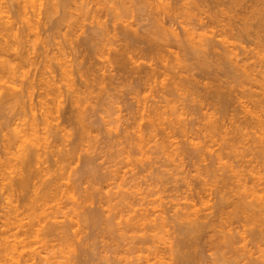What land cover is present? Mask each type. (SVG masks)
I'll use <instances>...</instances> for the list:
<instances>
[{"label": "rangeland", "instance_id": "374dc122", "mask_svg": "<svg viewBox=\"0 0 264 264\" xmlns=\"http://www.w3.org/2000/svg\"><path fill=\"white\" fill-rule=\"evenodd\" d=\"M9 1V2H8ZM12 1V2H11ZM22 0H0V18L1 20H8V24L9 25L11 22V24L7 27H4L3 28V31L4 29H6V31H4V33H2V29H1V32H0V37L3 36L0 38V43H1V46L0 48L3 49L4 47V52L3 50H1L0 52H2L0 54V62L3 61V63L1 62L0 63V78L1 79V82H0V88L2 89V92H1V89H0V216L2 218H0V241L2 243V240L3 242H15L18 241L17 245H19V249H20V252L22 250L23 251V258H21L22 260L24 258H29L30 256H34L33 260L37 263V264H125L127 263L128 261L130 263L134 262V260L136 261L137 259H135L134 257H136V255H139V254H143L148 256L149 253L151 252V257H153V252L152 251H144L143 249H146L147 245L148 246H152L150 244H152L151 240H150V244L146 243L147 245H145V247L143 249H141V247L139 248L137 245H136V248L138 247L139 248V254H138V251L136 252L135 251V244L133 243V240L135 238V236H138V234L141 236L142 233H141V230H143L142 232H146L148 236L149 233L151 234L152 233V225L150 222L149 224H146V225H143V227H147V229H144L143 227H140V228H143V229H140V232L138 233H134L133 232H130L131 230H128L127 232L130 233L134 238H132V236H130V234H126L124 231L123 232H120V231H123L125 230L126 228V221L125 219H130L129 216H127L125 219L123 217H125V215H128L130 214L129 212H127V208L123 209L125 210L123 213V211L120 213L118 211V207L117 206H120L121 202H123V199L122 198H125L128 193L129 195H133V192H136L135 190H137V192H140V190L144 191H147V188H151V185L154 187L155 185H157L156 187L159 188V189H155V190H158V198L159 199L161 196V199H159V201L156 199L155 195H152L151 197H155L156 201L153 202L154 198H150V196H148L146 203L148 202V204H145L144 205H149V207L153 206L154 210L155 208L158 209L157 212L158 213H162L164 214V219H166L164 222L167 224L166 225V229H163L162 231L163 232H159V234L161 233V236L162 234L163 237L162 239L158 240V246L160 248V250L165 254L167 255V257H170L171 256V252L168 248V246L166 245H169L172 247V245H174V249H178L177 247H179V245L177 244L181 242V249H182V252L181 253V250L178 251L179 253H175V255L173 254L171 259H170V262H173L172 264H235V259L237 258L236 260V264H247L248 263V260L247 258H245L246 256H244L243 254H241V251L238 250L240 247L241 249L244 248L243 246L246 245V248L249 249L248 247H250V249L252 250L253 246H254V257H257L258 254L260 255V252L262 251L263 252V248H264V237L262 238L260 235H262V233L260 232H264V227H263V223H264V203L262 201H264V189L262 191H260L262 188H264V150H263V146H264V143H261L260 141L262 140V142H264V138H262V136H264V121L263 123L260 122V120H256V118H254L255 120L252 121V118H253V112L252 113H249L248 110L250 109H255L254 112L255 113H258V116L262 119L264 118V50L263 51H259V49H261V47L258 45V44H255L254 40L252 39V43H249L248 40L246 38H253L254 34H252V36H246L244 35L243 38L239 37L236 41V38L234 39V41H236V51H239L238 56H236L237 58V61L238 62H241L239 64H235V63H238V62H235V63H231L230 65H234V67L230 66L229 64L225 66V64H227L226 62H224L225 60L223 59H220L219 55H206V56H202V55H192L191 54V51L193 50L192 47L188 44L186 45L185 43H182L180 44L179 42H177L175 39H173L172 37V33H166L163 34L164 35V38L166 39V42L168 44H170V48L171 50L173 49L174 53L177 51L179 53V46L178 44L183 45V48L180 47V49L182 48L183 49V52H180L179 54L178 53H175L176 55L178 54L180 57L183 56V53L184 54V57H182L183 59L186 57L187 59L185 60H182L180 61V63L178 64L179 60L176 58L177 56L175 54H172L169 50H167V48H164V50L162 49V51L160 52V54H157V56H155V54H153V56L157 57L155 59V57H151L150 58V62H149V59L147 60L146 58H141L138 63L136 62L135 63H130L127 61V65H126V68L122 67L123 65H120V62H118V56H119V52L123 45L124 40H123V34L122 32H120L119 30H116V31H111L110 30V33L108 31L107 34H104V35H99L98 33L100 32V30H97L99 31L98 33H95V35H99L100 37L99 38H94V39H98L94 42L93 40V43L95 45L93 46H89V44L86 42V44H83L82 46V43L84 41L81 42V40H85L86 39V35L91 34V26L96 23V21L99 20V18H101L100 20L102 21H105L108 19V22L110 23V21L113 19H116V21H127V22H134L136 23L137 26H135L136 28L138 27L139 30H141L142 32L146 31L147 28L151 27V25L153 26L154 23H153V20L154 22H157L158 20L156 19L155 20V17H161V18H158L160 19L161 21L166 20L167 22V19L171 16H169V14L171 13L173 16H174V19L176 20H173V17H172V21L169 20V24L172 25L171 28H176V30H179L180 32H183V30L181 31V27L182 26H187V28H192L195 26L196 24V18H205V20L207 21H211L214 20L213 22H215L214 24L217 25L221 19L223 20L224 23H227L226 21L224 20H229L228 23H230L231 21L236 23V24H244V23H247V28L249 29H253V27H255L254 29L258 30V23L260 21V14H261V11L263 10V6H262V1L263 0H204L205 2H203L202 0H49L47 2V0H38L37 2V7L35 8L36 6V3L34 5V7L31 5L29 6V11H27V14L31 17L32 15V20L34 23H32L31 21L28 20V18L25 20V18H21V17H26V15L22 16L23 13H25V10L23 11L22 9V6H19V5H22L23 4V0L22 1V4L21 3ZM39 1H42V2H39ZM52 1L54 4L52 5L50 2ZM88 1V2H87ZM110 1V2H109ZM142 1V2H141ZM202 1V2H201ZM212 1V2H211ZM237 1V2H236ZM252 1V2H251ZM20 2V3H19ZM59 2V3H58ZM63 2V3H62ZM66 2V3H65ZM80 2V3H79ZM114 2V3H113ZM182 2V3H181ZM191 2V3H190ZM197 2V3H196ZM229 2V3H228ZM8 3V4H7ZM45 5H43V4ZM48 3V4H47ZM148 3V4H147ZM176 3V4H175ZM209 3V4H208ZM259 3V4H258ZM5 4V5H4ZM12 4V5H11ZM50 4V5H49ZM81 4V5H80ZM163 4V5H162ZM191 6H190V5ZM198 4V5H197ZM232 4V5H231ZM3 5V6H2ZM55 5V7H54ZM72 5V6H71ZM88 5V6H87ZM131 5V6H130ZM139 5V6H137ZM144 5V6H143ZM160 5V6H159ZM193 5V6H192ZM201 5V6H200ZM209 5V7H208ZM260 5V6H259ZM19 8H18V7ZM25 5L23 4V7ZM39 6H41L39 8ZM46 7L45 8H42V7ZM70 6V7H69ZM85 6V7H84ZM114 6V7H113ZM151 9H150V7ZM171 6V8H170ZM177 6V8H176ZM185 6L187 8H185ZM203 6V7H202ZM218 6V7H217ZM230 6V7H229ZM247 6V7H246ZM250 6V7H248ZM64 7V8H63ZM144 7V8H143ZM165 7V8H163ZM175 7V8H174ZM190 7V8H189ZM258 7V8H257ZM9 8V9H8ZM25 8V7H24ZM56 8V10H55ZM105 8V9H104ZM109 8V9H108ZM167 8V9H166ZM182 8V9H181ZM186 9V10H183V9ZM198 8V9H197ZM249 8V9H248ZM20 9V10H19ZM28 9V8H27ZM44 9V10H43ZM112 9V10H110ZM162 9V10H161ZM193 9V10H192ZM224 9V10H223ZM247 9V10H246ZM254 9V10H253ZM259 9V10H258ZM262 9V10H261ZM2 10V12H1ZM8 10V11H7ZM104 10V11H103ZM108 10V11H107ZM112 14H110V12ZM166 10V11H165ZM169 10V11H168ZM171 10V11H170ZM175 10V11H174ZM196 10V11H194ZM205 10V11H204ZM228 10V12H227ZM231 10V11H230ZM252 10V11H251ZM261 10V11H260ZM18 11V12H17ZM20 11V12H19ZM23 11V12H22ZM45 11V12H44ZM64 11V12H63ZM90 13H89V12ZM103 11V12H102ZM134 11V12H133ZM176 13L174 14L173 13ZM260 11V12H259ZM37 12V13H36ZM52 12V14H51ZM54 12V13H53ZM61 12V13H60ZM105 12V13H104ZM128 12V13H127ZM166 12H170L168 15H166L167 13ZM190 12V13H188ZM193 12V14L191 13ZM220 12V13H218ZM240 12V13H239ZM258 14H255L257 13ZM3 13V14H2ZM18 13H22L21 16H19L20 14ZM33 13V14H32ZM44 13V14H43ZM109 13V14H108ZM157 13V14H156ZM195 13V14H194ZM197 13V14H196ZM251 13V14H250ZM60 14H62L60 16ZM103 14V15H102ZM152 14V15H151ZM161 14V15H160ZM185 14V15H184ZM191 14V15H189ZM199 14V15H198ZM228 14V15H227ZM238 14V15H237ZM27 15V17H28ZM40 15V16H39ZM51 15V16H50ZM133 15V16H132ZM198 15V16H197ZM234 15V16H233ZM253 15V16H252ZM2 16V17H1ZM4 16V17H3ZM143 16V17H142ZM243 16V17H242ZM247 16V17H246ZM250 16L252 18H250ZM259 16V17H258ZM13 17V18H12ZM42 17V19H41ZM60 19H59V18ZM74 17V19H73ZM115 17V18H114ZM168 17V18H167ZM177 17V18H176ZM195 17V19H194ZM50 18V20H49ZM63 18V19H62ZM72 18V19H71ZM133 18V19H132ZM186 18V19H185ZM209 18V19H208ZM44 19V20H43ZM135 19V20H134ZM190 19V20H189ZM219 19V20H217ZM231 19V21H230ZM238 19V20H236ZM243 19V20H241ZM247 19L248 22L245 20ZM252 19V20H251ZM259 19V20H258ZM36 20V21H35ZM165 20L163 21L165 23ZM234 20V21H233ZM250 20V22H249ZM61 21V22H59ZM160 21V22H161ZM175 21V22H174ZM237 21V22H236ZM243 21V22H242ZM10 22V23H9ZM25 22V23H24ZM142 22V23H141ZM144 22V23H143ZM173 22V23H172ZM212 22V21H211ZM210 22V23H211ZM212 22V23H213ZM29 23L32 25H29ZM88 23V25H87ZM185 23V24H184ZM38 24V25H37ZM54 24V25H53ZM111 24V23H110ZM144 24V25H143ZM184 24V25H183ZM241 24V25H242ZM63 25V26H62ZM83 25V26H82ZM150 25V26H149ZM27 26V27H26ZM30 26H32L30 28ZM37 26V28H36ZM58 26V27H57ZM166 26H169V25H166ZM180 26V27H179ZM14 27V28H12ZM245 27V29H246ZM36 28V30H35ZM81 28V29H80ZM145 28V29H144ZM195 28L197 29H193L192 31H197L196 33H202V31L204 32L205 30H203V28L201 29L200 27L196 26ZM89 29V30H87ZM183 29V28H182ZM210 29H214V27H210ZM253 29V30H254ZM24 30V31H23ZM35 30V31H34ZM96 30V29H95ZM175 30V29H173ZM200 30V31H199ZM202 30V31H201ZM14 31V32H13ZM26 31V32H25ZM71 31V32H70ZM96 31V32H97ZM178 31V32H179ZM16 32V33H15ZM25 32V33H24ZM83 32V33H81ZM167 32V31H166ZM263 32V31H262ZM12 33V34H11ZM18 33V35H17ZM36 33V35H35ZM76 33V34H75ZM205 33V32H204ZM14 34V35H13ZM38 34V35H37ZM86 34V35H85ZM93 34V33H92ZM91 34V35H92ZM110 34V35H109ZM182 34V33H181ZM11 35V36H10ZM16 35V36H15ZM85 35V36H83ZM94 35V34H93ZM119 35V36H118ZM162 35V37H163ZM197 35V34H196ZM37 36V37H36ZM70 36V37H69ZM166 36V37H165ZM19 37V38H18ZM47 37V38H46ZM76 37V38H75ZM89 37V36H88ZM91 37V36H90ZM89 37V38H90ZM97 37V36H96ZM112 37H115V38H112ZM246 37V38H244ZM26 38V39H25ZM46 38V39H45ZM81 38V39H80ZM85 38V39H84ZM248 38V39H249ZM24 39V40H23ZM169 41H168V40ZM232 39V40H233ZM244 41H243V40ZM55 40V41H54ZM52 41V42H51ZM71 43H70V42ZM233 41V42H234ZM246 41V42H245ZM18 42V43H16ZM43 42V43H42ZM46 42V43H45ZM81 42V43H80ZM90 42V41H89ZM111 42V43H110ZM122 42V43H121ZM7 45H5V44ZM63 43V44H62ZM92 43V42H91ZM240 43V44H239ZM13 44V46H12ZM245 44L246 46V53H248L247 50H249L250 53L248 54H244V52H242L241 49H239V45L241 47H243V45ZM251 46H250V45ZM59 45V46H57ZM62 45V46H61ZM74 45V46H73ZM78 45V46H77ZM92 45V44H91ZM107 45V46H106ZM137 45V46H136ZM135 46H133V49L136 50V47L137 48V51L136 53L138 52L139 55H142L143 53V49L145 48V44L144 43H137ZM172 45V46H171ZM258 45V46H257ZM44 46V47H43ZM52 46V47H51ZM61 46V47H60ZM257 46V47H256ZM47 47L46 49H49L50 51H48L50 57L51 58V61L54 63H59L60 60L58 59H62L60 63H63V62H69L68 60H72L71 63L73 61H75V59L77 57H80V59L82 60L81 57H83V62L85 64V67L83 66V73L85 71L86 75H89L91 77L90 74H94L96 75L95 73L97 74H102L104 73L105 75H107V79H106V89L104 88L103 90L100 91L99 89V86H94L92 87V89L90 88H83L82 89V96L81 99V105H82V109H85L84 107L86 106V113L84 114L85 116V121H83V124H85L84 128L85 129H80L82 128V124L79 125L77 124V122L75 120H73L70 116L71 114V111H69L68 109H70V104L67 100V95H65L66 93L64 92L65 88L64 85L63 87L61 88V90H63V94L62 92L61 93H58V101L60 102V108H59V111H55L53 113L56 114L55 116V119H52L53 121V126H55V123L58 124L60 123L62 128H65L66 131H62L63 133V136H61L60 134H56L55 131H54V127H53V131L51 130H48V131H44L45 128H43L42 126H39V131H38V137L40 136H43V137H40V139L35 136L36 133L34 132H28L30 131V129H27L28 128V123L27 121H30L29 119L31 118L30 115H31V111H30V104L31 103L30 101H34L33 103H35V105L38 103V93L39 91H41L39 89L40 86H38L37 84L34 86L35 87V90H34V87L31 88L32 91L34 90V94H32L33 96L30 97L29 94H27L26 92H28L27 88H29L30 86V82H32L33 80L35 82H37V73H39L40 69L44 66V64H46V58L44 57L45 56V52H44V48ZM67 47V48H66ZM87 47V48H86ZM135 47V48H134ZM177 47V48H176ZM253 47V48H252ZM260 47V48H259ZM6 48H9L6 50ZM65 48V49H64ZM111 48V49H110ZM175 48V49H174ZM256 50H255V49ZM258 48V49H257ZM55 49V51H54ZM91 49V50H90ZM166 49V50H165ZM243 49V48H242ZM67 50V51H66ZM100 50V51H99ZM241 50V52H240ZM252 50V51H251ZM62 51V52H61ZM66 51V52H65ZM99 51V52H98ZM105 51V52H104ZM110 51V52H109ZM134 51V50H133ZM165 53H164V52ZM257 51V52H256ZM47 52V50H46ZM58 52H61V53H58ZM71 52V53H70ZM92 52V53H90ZM108 52V54H107ZM115 52V53H114ZM141 52V54H140ZM254 52V53H253ZM263 52V53H262ZM52 53L53 55H55V59H54V56H52ZM56 53V54H55ZM118 55H117V54ZM162 53V54H161ZM182 53V55H180ZM242 53L244 55H242ZM258 55H257V54ZM103 54V55H102ZM21 55V56H20ZM59 55V57H58ZM98 55V56H97ZM108 55V56H107ZM115 55V56H114ZM158 55L161 56L160 58H158ZM175 55V56H174ZM251 55V56H250ZM261 55H263L261 57ZM72 56V58H71ZM87 56V57H86ZM99 56H102V57H99ZM211 56V57H210ZM235 54L233 55V59L236 60V58L234 57ZM246 56V57H245ZM53 57V58H52ZM65 57V58H64ZM96 57V58H95ZM255 57V58H254ZM263 58V61L261 58ZM33 58V59H32ZM109 58V59H108ZM115 58V59H114ZM167 58V60H166ZM178 60H176V59ZM181 58V59H182ZM206 58V59H205ZM210 58V59H209ZM218 60H217V59ZM222 58V57H221ZM257 58H258V62H257ZM23 59V60H22ZM44 59V60H43ZM53 59V60H52ZM93 59V60H92ZM151 59H155L154 61H152ZM204 59V60H203ZM246 59V60H245ZM21 60V61H20ZM30 60V61H29ZM36 60V62H35ZM92 60V62H91ZM190 62H189V61ZM220 60V61H219ZM223 60V61H222ZM252 60V61H251ZM256 60V61H255ZM27 61V62H26ZM63 61V62H62ZM86 61V62H85ZM88 61V62H87ZM144 61V62H143ZM151 61L154 63V66H158L161 67L160 69H162V64L163 63H168V66H173L175 64V66L172 68V70H170L171 72H181L180 75H183L185 77H193L192 79L194 80L193 83L195 85L193 86H190L192 85V83H190V85L188 84V89L186 87V89L184 90H180V92L178 93V97H179L181 100H177V99H174L173 100V97L171 98V102H173L172 106H174V108L176 110H172V107H170L171 103L168 104V107L166 109L164 108V110L167 112L165 113V115H162V117L164 118L166 116V114H168L167 119H168V122L170 121L169 120V113H170V109L169 107L171 108V111L174 113L171 112V114H173V118L171 117V122H174V120H176L178 123H175L176 124V127L178 128H175V124L171 123L170 125H168L169 123L166 122L167 119H164L165 123V126L163 124H161V126L159 125V128H157L156 132L155 133H152V134H148L147 135V129L145 128L146 127V123H147V120H142L144 122H142L143 124H140V127L142 125V128L141 129H146L143 130L144 131V135H145V140L142 142V144L145 145L142 147V151L143 149L146 150V151H143V152H140L141 151V148L140 146L138 147V142L137 143V139H135V137L137 138L136 136V133H140L138 131V128L134 127V128H130L131 130L130 131H133L135 132V136L133 135L134 138H131L133 132H131L129 134V136L125 137V135L122 133H119L120 131L122 132L123 128H125L127 125H129L132 121V116L137 114L136 110L138 109V107H142V106H146L145 108H147V106H151L154 105V102L155 100H158L159 98L162 99L160 97V93L162 92H159L155 89H158L157 86L155 88L153 87H149L146 88V91L144 89L138 91V93H133V91L131 92L130 91V88L132 87L130 84H133L135 83L138 79H140V77L144 76L145 75V69H147V67L149 66V64L151 63ZM156 61V62H155ZM164 61V62H163ZM176 61V62H174ZM184 61V62H183ZM186 61V62H185ZM202 61V62H201ZM209 61V62H208ZM217 63H216V62ZM219 61V62H218ZM244 61V62H243ZM262 61V62H261ZM19 62V63H18ZM43 62V64H42ZM173 62V63H172ZM185 63V64H182V63ZM204 62V63H203ZM206 62V63H205ZM212 62V63H211ZM256 62V64L254 63ZM260 62V63H259ZM7 63L8 66L5 64ZM24 63V64H23ZM27 63V64H26ZM31 63V64H30ZM38 63V64H37ZM113 63V64H112ZM117 63V64H116ZM119 63V64H118ZM211 63V64H210ZM220 65H219V64ZM254 63V64H253ZM2 64H5V65H2ZM10 64V65H9ZM29 64V65H28ZM40 64V65H39ZM73 64V63H72ZM98 64V65H97ZM104 64V65H103ZM122 64V63H121ZM146 64V65H145ZM157 64V65H156ZM172 64V65H171ZM188 64V65H187ZM201 64V65H200ZM251 64V65H250ZM91 65V66H89ZM94 65V66H93ZM106 65V66H105ZM166 65V64H165ZM179 67H178V66ZM184 65V66H183ZM207 65H210V66H207ZM222 65V66H221ZM236 65H239V67ZM245 65V66H244ZM256 65V66H255ZM2 66V67H1ZM88 66V67H87ZM93 66V67H92ZM146 66V67H145ZM167 66V65H166ZM166 66H164V71H166L165 75L161 74V72L159 71L157 73V75H155L157 79V82H155L154 80L156 79H152L151 82L155 85V83H159L160 85V80L161 79H165L166 81V78H170L171 75V72L170 71H167L166 69ZM183 66V67H182ZM214 66V67H213ZM221 66V67H220ZM242 66V67H240ZM4 67V68H3ZM18 67V68H17ZM23 67V68H22ZM41 67V68H40ZM82 67V66H81ZM106 67V68H105ZM111 67V68H110ZM120 67V68H119ZM122 67V68H121ZM133 67V68H131ZM136 67V69H135ZM207 67V68H206ZM236 67V68H235ZM8 68V69H7ZM14 68V69H12ZM32 68V70H31ZM36 68V69H35ZM90 68V69H89ZM92 68V70H91ZM95 68V69H94ZM224 68V69H223ZM241 70H239V69ZM257 70H256V69ZM6 69V71H5ZM11 69V70H10ZM171 69V68H170ZM183 69V70H182ZM196 69V70H195ZM214 69V70H213ZM228 69V70H227ZM232 69V71H231ZM238 69V70H237ZM263 69V70H262ZM16 70V71H15ZM27 73H25L26 71ZM89 70V71H87ZM91 70V72H90ZM94 70V71H93ZM103 70V71H102ZM109 70V71H108ZM138 72H136V71ZM140 70V71H139ZM218 70V71H217ZM252 70V71H251ZM262 72H261V71ZM10 71L12 73H10ZM18 71V72H17ZM22 71V72H21ZM130 71V72H129ZM162 71V70H161ZM234 71V72H233ZM244 71H248V74H244L243 72ZM5 72V74H3ZM8 72V73H7ZM31 72V73H30ZM57 72V71H56ZM88 72V73H87ZM135 72V73H134ZM191 72V73H190ZM231 72V73H230ZM251 72V73H250ZM2 73V74H1ZM113 73V75H112ZM169 73V74H168ZM12 74V75H11ZM24 77H23V75ZM26 74V75H25ZM55 74H58V73H55ZM74 75L73 76H70V75H66V79L65 82H69L68 80L71 81V78L70 77H73V78H79L78 76V73L76 72H73L72 73ZM115 74V75H114ZM129 74V75H128ZM138 74V75H137ZM142 74V75H141ZM168 74V75H167ZM209 74V75H208ZM240 74V75H239ZM251 74V75H249ZM257 74V75H256ZM4 77H3V76ZM11 75V77H10ZM36 75V76H35ZM119 75V76H118ZM189 75V76H188ZM195 75V76H194ZM259 75V76H258ZM58 77H61L62 78V74H58L57 75ZM56 76V77H57ZM68 76V78H67ZM93 76V75H92ZM113 76V77H112ZM140 76V77H139ZM165 76V77H164ZM167 76V77H166ZM169 76V77H168ZM227 76V77H226ZM243 76V77H242ZM255 76V77H254ZM9 77V79H8ZM37 77V78H36ZM64 77V78H65ZM111 77V78H110ZM163 77V78H162ZM214 77V78H213ZM257 77V79H256ZM27 78V79H26ZM29 78V79H28ZM31 78V79H30ZM34 78V79H32ZM36 78V79H35ZM108 78H110L111 80H109ZM4 79V81H2ZM21 79V80H20ZM59 79V78H58ZM214 79V80H213ZM216 79V80H215ZM61 80V79H59ZM63 80V78H62ZM61 80V81H62ZM63 80V84L65 83ZM231 80V81H230ZM237 82H236V81ZM245 80V81H244ZM250 80V82H249ZM7 81V82H6ZM204 81V82H203ZM263 81V82H262ZM28 82V84H27ZM114 82V83H113ZM155 82V83H154ZM230 82V83H229ZM236 82V83H234ZM243 82V83H242ZM254 82V83H253ZM7 84L8 83V86L7 85H3L5 87L2 86V84ZM61 83V84H62ZM110 83V84H109ZM247 83V84H246ZM10 84H11V87L13 86L14 84V88L15 89H12L10 87ZM66 84V83H65ZM94 84V83H93ZM236 84V85H234ZM242 84V85H241ZM246 84V86H245ZM198 85V86H197ZM8 88H7V87ZM37 86V87H36ZM196 86V87H194ZM209 86V87H208ZM211 86V87H210ZM217 86V87H216ZM223 86V87H222ZM263 86V87H261ZM19 87V88H18ZM203 87H205L203 89ZM208 87V88H207ZM237 89H235V88ZM7 88V89H6ZM112 88V89H111ZM153 88V89H152ZM191 88V89H190ZM223 89L222 91H217V89ZM234 88V89H233ZM262 88V89H261ZM16 89H17V92L19 93V91H21L23 93V95L21 93H19V96L20 94L23 96H18L19 98L17 99V92H16ZM39 89V90H38ZM94 89V90H93ZM119 89V90H118ZM149 89V90H148ZM213 89V90H210ZM239 89V90H238ZM85 90V92H83ZM87 90V91H86ZM91 90H93L91 92ZM114 90V92H113ZM151 90V91H150ZM154 90V92H153ZM207 90V91H206ZM5 91V92H4ZM9 94H7V92ZM11 91V92H10ZM15 91V92H14ZM185 91H186V94H185ZM131 92V93H130ZM159 92V94L157 93ZM182 92H184L182 94ZM210 92V93H209ZM215 92H222L225 93V97H222L223 95L221 94V96L218 97V94L217 96L214 94ZM233 92V93H232ZM141 93V94H140ZM151 93V94H150ZM195 93V94H194ZM228 93L229 96H231V99L230 97L228 96ZM236 93V94H235ZM239 93V94H237ZM12 94V95H11ZM13 94L14 97H13ZM116 94V95H115ZM139 94V95H137ZM149 94V95H148ZM182 94V95H180ZM185 94V95H184ZM191 94V95H190ZM193 94V95H192ZM60 95L62 96V98L60 97ZM81 95V94H80ZM131 95V96H130ZM136 95V96H135ZM146 97H145V96ZM154 95V96H153ZM188 95V96H187ZM240 95V96H239ZM9 96V97H8ZM36 96V97H35ZM57 96V94L55 95ZM148 96V97H147ZM153 96V97H152ZM203 96V97H202ZM238 96V97H237ZM79 97V98H80ZM100 97V98H99ZM118 97V98H116ZM122 97V98H121ZM135 97V98H134ZM137 97V98H136ZM140 97V98H139ZM159 97V98H158ZM177 97V98H178ZM199 97V98H198ZM228 97V98H226ZM234 97V98H232ZM241 97V98H240ZM26 98V99H25ZM34 98V99H33ZM37 98V99H36ZM87 98V99H86ZM121 98V99H120ZM143 98V99H142ZM170 98V97H169ZM176 98V97H174ZM209 98V100H208ZM217 98V99H215ZM226 98V99H224ZM261 98V99H259ZM40 99V98H39ZM57 99V98H56ZM139 99H141L139 101ZM148 99V100H147ZM159 99V100H160ZM200 99V100H199ZM204 99V100H203ZM243 99V101H242ZM251 99V100H250ZM22 100H26V104L22 101ZM30 100V101H29ZM86 100V101H85ZM136 100V101H135ZM158 100V101H159ZM196 100V101H195ZM208 100V101H207ZM214 100V101H213ZM225 100V101H224ZM241 100V101H240ZM253 100V101H252ZM261 100V101H259ZM16 101V102H15ZM20 101V102H19ZM91 101V102H90ZM146 101H149V102H146ZM152 101V103H151ZM178 101V102H177ZM192 101V102H190ZM200 101V103H199ZM223 101V102H222ZM235 101V102H234ZM239 101V102H238ZM256 101V102H255ZM262 102L261 104L260 103H257V102ZM23 102V103H22ZM99 102V103H97ZM146 102V103H145ZM182 102V104H181ZM216 102V103H215ZM232 104H231V103ZM234 102V103H233ZM243 104H241V103ZM251 102V103H250ZM255 102V103H254ZM140 103V104H139ZM142 103V104H141ZM204 103V104H203ZM238 103V104H237ZM240 103V104H239ZM254 103V104H252ZM69 104V105H68ZM147 104V105H146ZM152 104V105H151ZM162 104H165L164 102ZM176 104V105H174ZM184 104V105H183ZM196 104V105H195ZM202 104V106H200ZM224 104V105H222ZM229 104V105H228ZM231 104V105H230ZM29 105V106H28ZM211 105V106H210ZM226 105V106H225ZM244 105V106H243ZM248 105V106H247ZM260 105V106H258ZM262 105V107H261ZM22 106V107H21ZM26 106V107H25ZM91 106V107H90ZM104 106V107H103ZM117 106V107H116ZM176 106V107H175ZM215 106V107H214ZM221 106V107H220ZM241 106V107H240ZM246 106V107H245ZM252 106V107H250ZM24 107V108H23ZM112 107V108H111ZM128 107V108H127ZM150 107V108H151ZM198 107V108H197ZM219 107V108H218ZM261 107V108H259ZM149 108V109H150ZM183 108V109H182ZM187 108V109H186ZM190 108V109H189ZM192 108V109H191ZM194 108V110H193ZM225 108V110L223 109ZM234 108V110H233ZM247 108H249L248 110H246ZM28 109V110H27ZM96 109V110H95ZM147 108V110H149ZM169 109V110H168ZM180 109V110H179ZM213 109V111H212ZM224 111H223V110ZM259 109V110H258ZM25 110V111H24ZM65 110V111H64ZM182 110V111H181ZM246 110V111H245ZM28 111V112H27ZM68 111V112H67ZM194 111V112H193ZM197 111V113H196ZM199 111V112H198ZM208 115H207V113ZM209 111V112H208ZM211 111V112H210ZM227 111V112H226ZM230 111V112H228ZM21 112V114H20ZM25 112V113H24ZM67 112V113H66ZM70 112V113H69ZM178 112V113H177ZM181 114H180V113ZM186 112V113H185ZM191 112V113H190ZM233 112V113H232ZM245 112V113H244ZM135 113V114H134ZM177 113V114H176ZM189 113V114H188ZM211 113V114H210ZM244 113V114H243ZM254 113V115H255ZM170 114V116H171ZM179 114V115H178ZM218 114V115H217ZM225 116H224V115ZM248 114V115H247ZM65 115V116H64ZM132 115V116H131ZM203 115V116H201ZM205 115V116H204ZM222 115V116H221ZM88 116V117H87ZM131 116V117H130ZM179 118H177V117ZM192 116V118H191ZM240 116V117H239ZM257 116V115H256ZM255 116V117H256ZM68 117H70V119H68ZM161 117V118H162ZM187 117V118H186ZM190 117V119H189ZM194 117V118H193ZM210 117L213 119V117L215 118L214 120L218 123V125L216 126H212L211 124V120H210ZM222 117V118H221ZM225 119H224V118ZM245 117V118H244ZM29 118V119H28ZM84 118V117H83ZM87 118V119H86ZM176 118V119H174ZM183 118V119H182ZM197 118V119H196ZM201 118V119H200ZM206 119V121L204 119ZM238 118V119H237ZM26 119V120H25ZM58 119V120H57ZM120 119V120H119ZM128 119V120H127ZM146 119V118H145ZM194 119V120H193ZM118 120V121H117ZM179 120V121H178ZM181 120V122H183V124H185V127L182 123H179ZM186 120V121H185ZM199 120H200V123H199ZM210 120V121H209ZM222 120V121H221ZM233 120V121H232ZM247 120V121H246ZM51 121V122H52ZM58 121V122H57ZM130 121V122H129ZM193 121V122H192ZM206 123H205V122ZM214 121V122H215ZM220 121V122H219ZM224 121V122H223ZM231 121V122H230ZM261 124H259V122ZM262 121V120H261ZM25 123V124H22V123ZM88 122V123H87ZM140 122V121H139ZM140 122V123H141ZM162 123V121H160ZM189 122V123H188ZM203 122V123H202ZM129 123V124H128ZM193 123V124H192ZM198 123V124H197ZM235 123V124H234ZM240 123V124H239ZM21 127H20V125ZM124 124V125H123ZM127 124V125H125ZM173 124V125H172ZM178 124V125H177ZM195 124V125H194ZM210 124V126H209ZM222 126H220V125ZM238 124V125H236ZM244 124V125H243ZM258 125L257 128L256 126L254 127V125ZM52 126V124H50ZM80 127H78V126ZM90 125V126H89ZM145 125V126H144ZM201 125V126H200ZM231 125H234L231 126ZM263 125V126H262ZM26 128H25V127ZM73 128H72V127ZM109 126V127H108ZM171 126V128H170ZM174 126V128H172ZM179 126V127H178ZM182 126V127H181ZM187 126V127H186ZM218 126V127H217ZM238 126V128H237ZM241 126V127H240ZM244 126V127H243ZM253 126V127H252ZM112 127V128H111ZM162 127H168V130L167 131H171V134H172V137L170 138V140H173L174 143L169 144L171 141L169 140V137L166 135V133H164L165 129L162 130ZM181 127V128H180ZM186 130L185 134H184V128ZM191 127H194V128H191ZM199 127V128H198ZM212 127V130L211 128ZM216 127V128H214ZM220 127V128H219ZM233 127V129H231ZM250 127V129H249ZM263 127V128H262ZM20 128V129H19ZM25 128V130L23 129ZM43 128V129H42ZM68 128V129H67ZM77 128V129H76ZM191 128L193 130V133H192V130L190 131ZM237 128V129H236ZM242 128V129H240ZM78 129L82 130L81 132L82 135H78L79 131ZM118 129V130H117ZM182 131H181V130ZM209 129V130H208ZM216 129V130H215ZM231 129V130H230ZM77 130V131H76ZM85 130V131H84ZM110 130V131H109ZM115 130V131H114ZM159 130H161L159 132ZM172 130H174L172 132ZM189 130V132L187 131ZM195 130V131H194ZM202 130V132H201ZM204 130V132H203ZM211 130V131H210ZM214 130V132H213ZM224 130V131H223ZM247 130V131H246ZM257 130V131H256ZM262 132H259L261 131ZM21 131H24V132H21ZM42 131V132H41ZM71 134H69V132ZM113 131V132H112ZM119 131V132H118ZM137 131V132H136ZM164 131V132H162ZM176 131V132H175ZM199 131V132H198ZM216 131V132H215ZM236 132L234 134V132ZM243 131V133H241ZM249 131V132H248ZM18 132V133H17ZM44 132V133H43ZM53 134H52V133ZM159 132V133H158ZM164 134H162V133ZM195 132V133H194ZM227 132V133H226ZM245 132V133H244ZM254 132V134H253ZM27 133L28 136L25 134ZM33 133V134H32ZM41 133L43 135H41ZM89 133H93V134H90ZM151 133V132H150ZM157 133V136L155 135ZM182 133V134H181ZM203 133V134H202ZM210 133V134H209ZM233 133V134H232ZM238 133V134H237ZM252 133V135H251ZM258 133V134H257ZM25 134V135H24ZM67 134V135H65ZM85 134V135H84ZM154 134V135H153ZM174 134V135H173ZM223 134V135H222ZM229 134V137H227V135ZM240 134V137L238 136ZM49 135V136H47ZM96 135V136H95ZM115 135V136H114ZM120 135V136H119ZM151 135V136H150ZM153 135V136H152ZM162 135V136H160ZM166 135V136H165ZM205 135V136H203ZM233 135V137H232ZM255 135V136H254ZM257 135H262V136H259V137H256ZM58 136V137H57ZM165 136V137H164ZM199 136V137H197ZM224 136L226 138H224ZM251 136V137H249ZM254 136V137H253ZM32 137H35L36 139H32ZM45 137V138H44ZM48 137V139H47ZM55 137V138H54ZM63 137V138H62ZM116 137V138H115ZM152 137V139H150ZM197 137V138H196ZM205 137V138H204ZM243 137V138H242ZM244 137H248V138H244ZM20 138V140H19ZM26 139L24 141V139ZM28 138V139H27ZM43 138V139H42ZM59 138V139H58ZM93 138V139H92ZM128 138V139H127ZM131 142H130V140ZM168 138V144H167V148H168V151H167V148L164 149V151H162L163 149H158L155 145L156 143H160L162 140H166ZM183 138L185 140H183ZM189 138L191 139V141L189 140ZM229 138V139H228ZM250 138V139H249ZM255 138V139H254ZM259 138V139H257ZM30 139V140H29ZM44 139H47V141H45ZM114 139V140H113ZM150 139V140H149ZM159 139V140H158ZM162 139V140H160ZM193 139V140H192ZM204 139V140H203ZM208 139V140H207ZM226 139V141H225ZM233 139V140H232ZM237 139V140H236ZM241 139V140H240ZM246 139V140H245ZM18 140L17 143H15L16 141ZM23 140V141H21ZM32 140V141H31ZM133 140V141H132ZM134 140H136L134 142ZM206 140V141H205ZM239 140L241 141V145L240 147L242 149H240L239 147ZM254 140V141H253ZM258 140V142H257ZM31 141V142H30ZM37 141H40L38 143H40V147L41 145H44L40 148V152L42 153L41 156H32L31 158L28 156V158L25 157H21L22 155V152H26V149L30 150L32 147V145H30V143H33V142H37ZM93 143H92V142ZM97 141V142H96ZM126 143H124V142ZM148 141V142H147ZM167 141V140H166ZM165 141V142H166ZM186 141V142H185ZM219 141V142H218ZM256 141V142H255ZM21 146H19L20 144ZM25 142V143H24ZM103 142V143H102ZM112 142V143H111ZM150 142V143H149ZM178 144H177V143ZM184 142V143H183ZM204 142V143H203ZM206 142V143H205ZM208 142V143H207ZM211 142V143H209ZM225 142H227L228 145L225 144ZM232 144H231V143ZM238 142V143H237ZM244 142V143H243ZM28 143H29V147H28ZM65 143V144H64ZM72 143V144H71ZM118 143V144H117ZM175 143L180 146L179 149H177L178 147L175 145ZM186 143V144H185ZM200 143V144H199ZM219 143H220V146H219ZM243 143V144H242ZM16 144V145H14ZM53 144V145H52ZM57 144V145H56ZM68 144V145H67ZM107 144V145H106ZM124 146H123V145ZM138 144V145H137ZM174 144V145H173ZM184 145L183 146H181ZM188 144V145H187ZM196 144V145H195ZM208 144V146H207ZM218 144V145H217ZM224 144V145H222ZM234 144V145H233ZM245 144V145H244ZM253 144V145H252ZM256 144V145H255ZM259 144V146H258ZM10 145V146H9ZM63 145V146H62ZM102 145V146H101ZM117 145V146H116ZM146 145H149L147 146V149H146ZM168 145H170V147H168ZM199 148H198V146ZM206 145V146H205ZM244 145V146H243ZM250 145V147H249ZM4 146V147H3ZM24 146H27L28 148H26L24 150ZM31 146V147H30ZM46 146V147H45ZM58 146V147H57ZM70 146V147H69ZM132 146V147H131ZM174 146V147H173ZM190 146H194V149L193 147L190 148ZM205 146V147H204ZM227 147L226 148H224ZM237 146V147H236ZM255 146V147H254ZM262 146V148H261ZM45 147V148H44ZM60 147V148H59ZM63 147V148H62ZM89 147V148H88ZM100 147H104L103 149L100 148ZM128 147V148H127ZM145 147V148H144ZM183 147V148H182ZM188 147V148H187ZM200 149L201 151H197L196 149L197 148ZM203 147V148H202ZM211 147V148H210ZM221 147V148H220ZM223 147V149H222ZM257 147H259V151L257 150H254L256 149ZM65 148V150H64ZM72 148V149H71ZM88 148V150H87ZM108 148V149H107ZM118 150H117V149ZM122 148V149H121ZM140 148V149H139ZM173 148V150L170 151V149ZM196 148V149H195ZM208 148V150L206 149ZM219 148V149H218ZM234 148V149H233ZM236 148V149H235ZM245 149V152H244V149ZM254 148V149H253ZM18 149V150H17ZM65 151H63V150ZM86 149V150H85ZM108 151H107V150ZM153 149V150H152ZM181 149V150H180ZM183 149V150H182ZM189 149V150H188ZM192 149V151H191ZM222 149V151H221ZM234 150L232 152V150ZM250 149V150H249ZM21 150H23L21 152ZM33 150V149H32ZM104 150V151H103ZM123 150V151H122ZM149 150V151H147ZM196 150V151H194ZM211 150L212 153H211ZM217 150V151H216ZM219 150V151H218ZM253 152H252V151ZM261 150H263L261 152ZM19 151V152H18ZM73 151V152H72ZM87 151V152H86ZM91 153H90V152ZM98 151V152H97ZM103 153H102V152ZM159 151V152H158ZM170 151V152H169ZM175 151V152H174ZM183 151V152H182ZM188 151V152H187ZM215 151V152H214ZM226 151H228L227 153H225ZM257 151V152H256ZM19 154H18V153ZM21 152V153H20ZM57 152V154H56ZM95 154H94V153ZM106 152V153H105ZM108 152V153H107ZM119 152V153H117ZM130 152V153H129ZM169 154V156L166 154ZM174 152V154H173ZM178 152V154H177ZM185 152V153H184ZM196 154H195V153ZM206 152V153H205ZM208 152V153H207ZM210 152V153H209ZM243 154H242V153ZM260 152V153H259ZM31 153V151H30ZM115 155H114V154ZM127 153V154H126ZM145 153V154H144ZM184 153V154H183ZM220 153V154H218ZM223 153V156H221ZM231 153V155H230ZM234 153V154H233ZM257 153H259L261 155H258ZM263 153V154H262ZM21 154V155H20ZM25 154V153H24ZM49 154V155H48ZM67 154V155H65ZM71 154V155H69ZM119 154V155H118ZM141 154V155H140ZM166 154V156H165ZM211 154V155H210ZM215 154V155H214ZM228 154V155H226ZM237 154V155H236ZM55 158H54V156ZM95 155V156H94ZM111 155V156H110ZM118 155V156H117ZM125 157H124V156ZM133 155V156H132ZM135 155V156H134ZM148 155V156H147ZM173 155V156H172ZM180 155V156H179ZM204 155V156H203ZM206 155V156H205ZM210 155V156H209ZM220 155V157H219ZM230 155V156H229ZM240 155V156H239ZM263 155V156H262ZM23 156V155H22ZM58 156V157H57ZM73 156V157H72ZM117 156V157H116ZM131 156V157H130ZM144 158H143V157ZM147 156V157H146ZM152 156V157H151ZM156 156V157H155ZM162 156V157H161ZM198 156V157H197ZM245 156V157H244ZM257 156L258 159H257ZM38 157V158H37ZM43 157V158H42ZM61 157V158H59ZM69 157V158H68ZM81 159H80V158ZM100 157V158H99ZM102 157V158H101ZM129 159V162H128V159ZM140 157V158H139ZM149 157V158H148ZM196 157V158H195ZM9 158V159H8ZM23 158V159H22ZM37 158V159H36ZM42 160H41V159ZM52 158V159H51ZM67 158V160H66ZM113 158V159H112ZM120 158V159H119ZM136 158V159H135ZM148 158V159H147ZM161 160H160V159ZM45 159V160H44ZM63 159V160H62ZM80 159V160H79ZM109 159V160H108ZM112 159V161H111ZM131 159V160H130ZM138 159V160H137ZM177 159V160H176ZM12 160V161H11ZM28 160V162H27ZM40 160V161H39ZM61 162H60V161ZM74 160V161H73ZM105 160V161H104ZM122 160V161H121ZM137 160V161H136ZM144 160V161H143ZM173 160V161H172ZM217 160V161H216ZM250 160V161H249ZM252 160V161H251ZM10 161V163H9ZM44 161V162H43ZM57 161V162H56ZM68 161V162H67ZM157 161V162H156ZM3 162V163H2ZM6 162V163H5ZM34 162V163H33ZM109 162V163H108ZM133 162V163H132ZM141 162V164H140ZM167 162V163H166ZM234 162V163H233ZM2 163V164H1ZM13 163V164H12ZM18 163V164H17ZM66 163V164H65ZM118 163V164H117ZM148 163V164H147ZM154 163V164H153ZM176 163V164H175ZM179 163V164H178ZM231 165H229V164ZM243 163V164H242ZM26 164V165H25ZM29 164V165H28ZM37 164V165H36ZM40 164V165H39ZM44 164V165H43ZM61 164V165H60ZM90 164V165H89ZM133 164V165H132ZM150 164V165H149ZM175 164V165H174ZM228 166H227V165ZM14 165V166H13ZM33 168H31L32 166ZM64 165V166H63ZM111 165V166H110ZM166 165V166H165ZM174 167H173V166ZM224 165H226L225 169H224ZM234 165V167H233ZM238 165V166H237ZM13 166V168H12ZM17 168H16V167ZM22 166V167H21ZM27 166V167H26ZM31 166V167H30ZM39 166V167H38ZM41 166V167H40ZM56 166V167H55ZM91 166V167H90ZM108 166V168L106 167ZM163 166V168H162ZM236 166V167H235ZM3 167V168H2ZM25 167V168H24ZM45 167V168H44ZM67 167V169H66ZM143 167V168H142ZM157 169H156V168ZM169 169H167V168ZM223 167V168H222ZM227 167H230L227 169ZM258 167V168H257ZM27 168V169H26ZM39 168V169H37ZM41 168V174H44L47 169H49L48 171V175H53V176H60V183L61 185L59 184V181H58V185L59 188L55 189L54 191H56L57 193H54V191L50 192L49 195L50 197L46 198L48 199L46 201L45 200H38L37 197H35V195L37 194V196L40 197L41 194H38V193H43L42 191V187H40L39 189H37V191H39L38 193H35L34 191V185L30 186V187H25L24 189L23 188H20V181L26 177V175L29 173L30 170H40ZM52 170H51V169ZM61 168V169H60ZM132 168V169H131ZM136 168V169H135ZM146 168V170H145ZM151 168V170H150ZM177 168V169H176ZM179 168V169H178ZM253 168V170H252ZM23 169V170H22ZM44 169V171H43ZM64 169V170H62ZM111 169V171H110ZM124 169V170H123ZM135 169V170H134ZM172 169V170H171ZM174 169V171H173ZM227 169V173H226V170ZM231 169V170H230ZM251 169V170H250ZM27 170V171H26ZM29 170V171H28ZM55 170V171H54ZM61 170V171H60ZM83 170V171H82ZM126 170V171H125ZM128 170V171H127ZM137 170V171H136ZM159 172V173H157ZM159 170V171H158ZM181 170V171H180ZM229 170V171H228ZM239 170V171H237ZM52 171V172H51ZM58 171V172H57ZM80 171V172H79ZM98 171V172H97ZM114 171V172H113ZM116 171H117V174H116ZM120 171V172H119ZM134 171V172H133ZM136 171V172H135ZM142 171V173H141ZM146 171V172H145ZM149 171V173H148ZM151 171V172H150ZM162 171V172H161ZM171 171V172H170ZM180 171V172H179ZM216 171V172H215ZM241 171V172H240ZM256 171L257 174H256ZM4 172V173H3ZM27 172V173H26ZM40 172V171H39ZM44 172V173H43ZM54 172V173H53ZM56 172V174H55ZM62 172V174H61ZM78 172V173H77ZM119 172V174H118ZM126 175H125V173ZM129 172H131V175ZM139 172V173H138ZM234 172V173H233ZM237 172V173H235ZM246 174H244V173ZM249 172L252 174V176H250L251 174H249ZM53 173V174H52ZM64 173V174H63ZM89 173V174H88ZM124 173V174H123ZM136 173V174H135ZM151 173V174H150ZM162 173V174H161ZM170 173L172 174H175V175H170ZM241 173V174H240ZM263 175H262V174ZM4 174V175H3ZM55 174V175H54ZM61 174V175H60ZM81 174V175H80ZM91 174V175H90ZM214 174H216V176H214ZM237 174V176H236ZM240 174L241 177H244L245 181H249L248 184L249 186H245V189L248 187L249 190L241 187V183L243 180V178H240L238 175ZM261 174V175H260ZM47 175V176H48ZM64 177H63V176ZM71 177L69 178L68 177ZM104 175V176H103ZM119 175V176H118ZM122 175V176H121ZM147 175V176H146ZM162 175V176H161ZM227 175V176H226ZM230 175V176H229ZM259 175V177H257ZM45 179H47L48 177H51V176H48ZM158 176H160L158 178ZM233 177V181L229 179H231L230 177ZM236 176V177H235ZM246 176V177H245ZM256 176V177H255ZM263 176V177H261ZM8 177V178H7ZM66 177V178H65ZM108 177V178H107ZM119 177V178H118ZM134 177H137V178H134ZM146 177V178H145ZM168 177V179L166 178ZM238 177V179H237ZM248 177V178H247ZM250 177V178H249ZM254 177V179L252 178ZM7 178V179H5ZM121 178V179H120ZM125 178V179H124ZM140 178V179H139ZM171 180H174L171 181ZM226 178V179H225ZM236 178V180H235ZM252 178V179H251ZM257 178L259 179V181H261V183L259 184V181L257 180ZM68 179V180H67ZM86 179V180H85ZM95 179V180H94ZM98 181H97V180ZM113 179V180H112ZM123 179V180H122ZM154 179V180H153ZM162 179V180H161ZM228 179V180H227ZM242 179V180H241ZM248 179V180H247ZM20 180V181H19ZM39 179H35V182L37 181L38 182ZM82 180V181H81ZM134 180V182H133ZM167 180V181H166ZM218 180V181H216ZM224 180V181H223ZM227 180V181H226ZM64 181H65V184H64ZM67 181V182H66ZM130 181V182H129ZM161 181V182H159ZM244 181V182H245ZM11 182V183H10ZM18 182V183H17ZM72 182V183H71ZM74 182L76 184H74ZM83 182V183H82ZM101 182V183H100ZM103 182V183H102ZM106 182V183H105ZM124 182V184H123ZM138 182V183H137ZM158 182V183H157ZM234 182V183H233ZM236 182V183H235ZM243 182V183H244ZM255 182V185H253ZM257 182V183H256ZM15 183V184H14ZM70 185H69V184ZM79 183V185H78ZM94 185H93V184ZM108 183V184H107ZM126 183V184H125ZM148 183H151L150 186H148ZM189 183V184H188ZM242 183V184H243ZM246 183V182H245ZM252 183V184H251ZM6 184V185H5ZM10 184V185H9ZM92 184V185H91ZM116 184V185H115ZM122 184V185H121ZM128 184V185H127ZM133 184V186H132ZM138 187H137V185ZM154 184V185H153ZM228 184V185H227ZM230 184V185H229ZM261 186V189H260V186ZM262 184V185H261ZM8 185V186H7ZM69 185V186H68ZM89 185V186H88ZM111 185V186H110ZM119 185V186H118ZM161 185V186H159ZM205 188H204V186ZM208 185V186H207ZM239 185V186H238ZM244 185H247V184H244ZM3 186V187H2ZM110 186V187H109ZM128 186V187H127ZM132 186V187H131ZM147 186V187H145ZM217 188H216V187ZM232 186V187H231ZM236 186V187H235ZM252 186V188H251ZM256 186H258L256 188ZM22 187V186H21ZM70 187V188H69ZM85 187V188H83ZM94 187V188H93ZM118 187H120L118 189ZM122 187H124L122 189ZM126 187H127V190H126ZM130 187V188H129ZM142 187V188H140ZM203 187V188H202ZM208 187V188H207ZM254 187V188H253ZM29 188V189H28ZM31 188V189H30ZM61 188V190H59ZM65 190H64V189ZM91 188V189H90ZM137 188V189H136ZM148 188V189H149ZM164 188V189H162ZM207 188V189H206ZM211 188V189H210ZM214 188V189H213ZM227 188V189H226ZM234 188V189H233ZM240 188V190L238 189ZM242 188V189H241ZM68 191H67V190ZM86 189V190H85ZM140 189V190H139ZM166 189V190H165ZM213 189V190H212ZM216 189V190H215ZM222 191H221V190ZM225 189H226V192H225ZM232 189V190H231ZM252 189H256L254 190V192L256 191L258 194L257 195H261L262 194V197L261 196H257L256 195V192H255V195L253 190ZM258 189V190H257ZM21 190V191H20ZM33 190V191H32ZM40 190L42 192H40ZM106 190V191H105ZM211 190V191H210ZM215 190V191H214ZM234 190H237L236 192ZM245 191L243 192V195H242V192L240 191ZM3 191V192H2ZM67 191V192H66ZM118 191V192H117ZM122 191V192H121ZM127 191V193H126ZM249 191V192H248ZM251 191V192H250ZM6 192V193H4ZM10 192V193H9ZM26 192V193H25ZM58 192H60L58 194ZM92 192V193H91ZM110 192V193H109ZM160 192V193H159ZM219 192V193H218ZM224 192V193H223ZM234 192V193H233ZM4 193V194H3ZM31 193V194H30ZM35 193V194H34ZM47 193V191L45 192ZM100 193V194H99ZM103 193V194H102ZM112 193V194H111ZM116 193V194H115ZM163 193V194H162ZM205 193V194H204ZM230 193V194H229ZM239 195H238V194ZM249 193V195H248ZM252 193V194H251ZM13 194V195H12ZM44 194V193H43ZM58 195L57 197L55 196ZM62 194V195H61ZM120 194V195H119ZM122 194V195H121ZM221 194V195H220ZM223 194V195H222ZM230 197H229V195ZM234 194V195H233ZM245 194V195H244ZM12 195V196H11ZM61 195V196H60ZM66 195V196H65ZM91 195V196H90ZM102 195V196H101ZM107 195V196H106ZM125 195V196H123ZM128 195V196H129ZM135 195V193H134ZM200 195V196H199ZM210 195V197H209ZM219 195V196H218ZM226 195V196H225ZM243 197H242V196ZM8 196V197H7ZM56 198V202L60 204V201H61V205L63 206H60L58 205L55 201V198L53 200V197ZM68 196V197H67ZM71 196V197H70ZM88 196V197H87ZM106 196V197H105ZM109 196V197H108ZM127 196V197H128ZM207 196V197H206ZM222 197V200H223V197L225 196L226 200H229L231 199L230 201H227L228 203L223 206L225 208V210H221L222 206H221V203L220 202L221 200V197ZM229 198H228V197ZM246 196L245 199H250L252 196V199H254V197L259 199V198H262L260 199L262 202L261 203H258L259 200L256 198V200H252L251 201V205L250 206V210L252 212H254L255 214H257L258 216V213L259 211L263 212L261 214V216H258V218L260 217L261 219L263 220H260L259 222V225L257 223V221H253V223L249 222L248 224H242L244 221H241L242 219L239 218L240 215L236 214L235 212V217H234V213L233 211L235 210L234 207H233V202L235 204V201L239 200L241 197L244 198ZM12 197V199H11ZM52 197V198H51ZM60 197V198H59ZM73 197V198H72ZM237 197V199H236ZM9 200H8V199ZM22 198V199H21ZM53 200H51V199ZM71 198V199H70ZM98 198V199H97ZM241 198V199H242ZM14 199V201H13ZM37 199V200H36ZM76 199V201H75ZM102 199V200H101ZM194 199V200H193ZM202 199V200H200ZM216 199H217V202H216ZM219 199V200H218ZM240 199V200H241ZM18 200V201H16ZM31 200V201H30ZM51 202H48L50 201ZM79 200V201H78ZM84 200V201H83ZM105 200V201H104ZM151 200V201H150ZM163 203H161L162 201ZM172 200V201H171ZM239 200V201H240ZM251 200V199H250ZM30 201V202H29ZM38 201V202H37ZM99 201V202H98ZM101 201V202H100ZM121 201V202H120ZM151 203H150V202ZM190 201V202H189ZM233 201V202H231ZM247 201V200H245ZM249 201V200H248ZM247 201V202H248ZM255 201V204L256 205H252ZM257 201V203H256ZM41 202H44V205L41 204ZM45 202H47L45 204ZM54 202V204H52ZM75 202V203H74ZM90 202V204H89ZM97 202V203H96ZM110 202V203H109ZM120 202V203H119ZM153 202V203H152ZM156 202V203H155ZM173 202V204H172ZM219 202V203H218ZM250 202V201H249ZM253 202V203H252ZM40 203V204H39ZM73 203V204H72ZM114 203V204H113ZM116 203V205H115ZM119 203V204H118ZM136 202V209L140 208L139 206L143 207L142 203H138ZM161 203V204H160ZM185 203V204H184ZM190 203H193V204H190ZM196 203V204H195ZM16 204V206H15ZM39 204V205H38ZM50 204V205H49ZM56 204L58 206H56ZM84 204V205H83ZM113 204V205H112ZM142 204V205H141ZM154 204V205H153ZM157 204V206H156ZM164 204V205H163ZM168 204V205H167ZM216 204V205H215ZM220 207H219V205ZM250 204V203H249ZM25 205V207H24ZM48 205V206H46ZM87 205V206H86ZM92 205V207H91ZM135 205V203H134ZM162 205V206H160ZM192 205V206H191ZM229 205V206H228ZM41 206V208L39 207ZM43 206V207H42ZM96 206V208H95ZM102 206V207H101ZM116 206V207H115ZM159 206V207H158ZM166 206V207H165ZM173 206V207H172ZM180 206V207H178ZM187 207V208H184V207ZM232 206V207H231ZM253 206V208H252ZM255 206V207H254ZM18 207V208H17ZM29 207V208H28ZM34 207L32 210L31 208ZM39 207V208H37ZM58 207H61L63 210L61 211H57L58 209L56 208ZM87 207V208H86ZM91 207V209H90ZM114 207V208H113ZM135 207V206H134ZM148 207V208H149ZM163 209H162V208ZM176 207H178V209H176ZM197 207V209H196ZM227 207V208H226ZM44 208V209H43ZM49 208H50V211H49ZM55 208V210H54ZM77 208V209H76ZM106 208V209H105ZM108 208V209H107ZM110 208V209H109ZM116 208V210H115ZM152 208V209H153ZM170 208V209H169ZM190 211L191 210H196L198 211V215H196V212L195 214L192 213L189 214V209ZM194 208V209H193ZM218 208V209H216ZM220 208V209H219ZM252 208V209H251ZM21 209V210H20ZM30 209V210H29ZM37 209V210H36ZM40 209V210H39ZM45 212H43L42 210ZM48 209V210H47ZM75 209V210H74ZM83 209V210H82ZM97 209V210H96ZM150 209V208H149ZM161 209V211H159ZM199 209V210H198ZM216 209V211H215ZM231 209H234L232 210L231 212ZM257 209V210H256ZM8 210V211H7ZM10 210V211H9ZM27 210V211H26ZM34 210V211H33ZM37 212H36V211ZM110 210H111V215H110ZM178 210V211H177ZM182 210V211H181ZM230 212H229V211ZM255 210V211H253ZM263 210V211H262ZM34 213H32V212ZM42 211V212H41ZM47 211V212H46ZM56 211V212H55ZM101 211V212H100ZM113 211V212H112ZM117 211V212H116ZM163 211V212H162ZM184 211V213H183ZM189 211V212H188ZM221 211V212H220ZM228 213H226V212ZM27 212V213H26ZM41 212V213H40ZM60 212V213H59ZM82 212V213H81ZM167 212V213H166ZM174 212V213H173ZM179 212V213H178ZM190 216H194L197 218H200V221H207V220H211L213 222L214 225H212V227H207L205 229V231H203V233H199L197 232V234L195 233H190L189 235H186L188 233V231L186 230L187 227L189 229V227L191 226V228H193L192 224L189 223V221L191 220L190 217L189 218H186V213ZM209 212H212V213H209ZM217 212V213H216ZM4 213V214H3ZM15 213V215H14ZM45 213V214H44ZM53 213V214H52ZM67 213V215L65 214ZM105 213V214H104ZM115 213V215H114ZM173 213V214H172ZM191 213V212H190ZM208 214L211 215L210 217H206V215ZM217 215H215V214ZM231 213V214H230ZM241 213V212H240ZM7 216H6V215ZM49 214V215H48ZM52 217H51V215ZM56 214V215H55ZM61 214V215H59ZM63 214V215H62ZM77 214V215H76ZM93 216H92V215ZM106 214H109L106 215ZM120 215L121 218L123 219V221H121V218L120 216L118 217L117 216ZM183 214V216H182ZM186 214V215H185ZM206 214V215H205ZM227 214V215H225ZM230 214V215H229ZM260 214V213H259ZM4 215V216H3ZM22 215V216H21ZM27 215V216H26ZM31 215V216H30ZM35 215V216H34ZM37 215V216H36ZM40 215V216H38ZM43 215V216H42ZM46 217H45V216ZM87 215L89 217H87ZM124 215V216H122ZM130 215H133V213L131 212ZM167 217H166V216ZM174 215V216H173ZM185 215V216H184ZM187 215V216H188ZM200 215V217H199ZM219 215V216H218ZM224 215V216H223ZM17 216V217H16ZM19 216V217H18ZM68 216V217H67ZM79 216V217H78ZM94 218H92V217ZM101 216V217H100ZM181 216V217H180ZM193 216V217H194ZM201 216H205L207 219H205L204 217H201ZM216 216V217H215ZM221 216V217H220ZM22 217V218H21ZM38 217L40 218V220H38ZM43 217V218H42ZM44 217L47 219L48 217L50 218V220H46L44 219ZM104 217H107V218H104ZM113 217V218H112ZM115 217V218H114ZM178 217V218H177ZM227 217V218H226ZM229 217V218H228ZM232 217V218H231ZM16 218V220L14 219ZM54 218V219H53ZM59 218H62V219H59ZM84 218V219H83ZM103 218V219H102ZM112 218V220H111ZM181 218V219H180ZM185 220H184V219ZM195 218V219H196ZM213 218V219H212ZM215 218V219H214ZM218 218V219H217ZM224 218V219H223ZM234 218V219H233ZM7 219V220H6ZM45 222H44V220ZM58 219V220H56ZM69 219V220H68ZM97 219V220H96ZM108 219V220H107ZM110 219V220H109ZM119 219V220H117ZM171 219V220H170ZM180 219V220H179ZM183 219V221H182ZM189 219V221H187ZM220 219L222 220L221 222L223 223L224 222L225 224H222L221 225V222H220ZM240 219V220H238ZM257 219V218H256ZM18 220V221H17ZM36 220V221H35ZM43 220V222H41ZM72 220V221H71ZM74 220V221H73ZM81 220V221H80ZM85 220V221H84ZM90 222H89V221ZM120 221L118 223H121V224H117V221ZM125 220V221H124ZM194 220V218H193ZM219 220V221H218ZM224 220V221H223ZM230 222H229V221ZM233 220V221H232ZM3 221V223H2ZM10 223H9V222ZM15 221V222H14ZM29 221V222H28ZM35 221V222H34ZM55 221H58V222H55ZM60 221V222H59ZM80 221V223H79ZM84 221V222H83ZM97 223H96V222ZM111 221V224L112 226V229L110 228L111 227V224L107 225L108 222L110 223ZM173 221V222H172ZM241 222V225L240 222ZM263 221V222H262ZM5 222V223H4ZM14 222V223H12ZM26 222V226L24 223ZM39 222V223H37ZM52 222V223H51ZM73 222V224H72ZM88 222V223H87ZM106 222V223H105ZM116 222V223H115ZM125 224H124V223ZM191 222V221H190ZM220 222V223H219ZM237 222V223H236ZM239 222V223H238ZM46 223V224H45ZM58 224V226L60 227V229H57L55 230L56 232L54 233H50L48 234V225H51V224ZM86 223V224H85ZM94 223V224H93ZM105 223V224H104ZM115 223V224H114ZM170 225H169V224ZM174 223V224H173ZM218 223H219V226H218ZM255 223V224H254ZM261 223V224H260ZM13 224V225H12ZM23 224V225H21ZM31 224V225H30ZM35 224V225H34ZM45 224V226L47 227V230L45 228V226L43 227V225ZM70 224V225H69ZM102 224V225H101ZM104 224V225H103ZM123 224V225H122ZM151 224V226H150ZM195 224V223H194ZM217 224V225H215ZM231 224V225H230ZM253 226H252V225ZM257 224V225H256ZM21 225V226H20ZM29 225V226H28ZM89 225V226H88ZM91 225V226H90ZM121 226L120 228L119 227H116V226ZM125 225V226H124ZM150 227H149V226ZM28 226V228H27ZM42 226V228H41ZM52 226V225H51ZM62 226V227H61ZM67 226V227H66ZM106 226V227H105ZM108 226V227H107ZM177 226V227H176ZM196 226V225H194ZM235 226V227H234ZM239 226V227H238ZM244 226H246L248 228L244 229ZM38 227V228H37ZM84 227V228H83ZM89 227V228H88ZM149 227V229H148ZM170 229H169V228ZM215 227V228H214ZM220 229V232L219 229ZM231 229H230V228ZM254 227V231L252 230V228ZM262 227V229L260 228ZM55 228V227H54ZM151 228V232H148ZM183 228V229H182ZM190 228V229H191ZM198 228V227H196ZM217 228V229H216ZM222 228V229H221ZM226 228V229H225ZM239 228V229H238ZM260 228V229H259ZM38 229V230H36ZM42 229V231H40ZM53 229V228H52ZM67 229V230H66ZM84 229V230H83ZM106 229L110 230L112 232V234H115V235H112L110 234V231H106ZM120 229V231H119ZM123 229V230H121ZM209 229V230H208ZM215 229V230H214ZM226 232H224L225 230ZM238 229V231L236 230ZM257 229V230H256ZM8 230V231H7ZM54 230V229H53ZM72 230V232H71ZM74 230V231H73ZM78 230V232H77ZM146 230V231H145ZM154 230V228H153ZM166 230L168 232H166ZM179 230V231H178ZM183 230V231H182ZM207 230V231H206ZM212 230V231H211ZM223 232H222V231ZM230 230H232L231 232L234 234V233H237L235 234V239L239 240L236 242V244L234 245L236 248H239L238 249H233L234 247H230L232 252H239L240 251V258L241 260H239V253L233 255L234 253H232L231 251H229L228 249H226V246L224 247L223 243L222 244V248H225L222 250L221 246L219 248L217 244L218 240L221 241V237L224 241V239H226L227 237H224V233L225 235H227L226 233L229 234ZM235 230V232H233ZM5 231V233L3 232ZM35 231V232H34ZM83 231V232H82ZM115 231V232H113ZM118 231V232H117ZM136 231H139V228L136 230ZM135 231V232H136ZM181 231V232H180ZM211 231V232H210ZM214 231V232H213ZM239 231H240V237L242 236V238L238 237V234H239ZM249 231H251V233H249ZM256 231V235H253L254 237L255 236H258V238H255L253 239V236L251 237V234L253 232ZM259 231V233L257 232ZM8 232V233H7ZM18 232V233H17ZM23 234H21V233ZM38 232V234H37ZM44 232V233H43ZM51 232V231H50ZM62 232V233H61ZM76 232V233H75ZM109 232V233H108ZM120 232V233H119ZM165 232V233H164ZM210 232V234H209ZM213 232V234H212ZM243 232V233H242ZM248 232V233H247ZM30 233V234H29ZM42 233V234H41ZM47 233V234H46ZM58 233V234H57ZM61 233V234H60ZM87 233V234H86ZM95 233V234H94ZM119 233V235L117 234ZM141 233V234H140ZM167 233V234H166ZM169 233V234H168ZM206 235H205V234ZM215 233V234H214ZM217 233V235H216ZM223 233V234H222ZM21 234V235H20ZM32 234V235H31ZM86 234V235H85ZM124 234V235H123ZM145 234V233H144ZM185 234V235H184ZM198 236H196V235ZM223 236H221V235ZM9 235V236H8ZM40 235V236H39ZM47 235V236H46ZM61 235V237L59 236ZM82 235V237H81ZM128 235V236H127ZM193 235V236H192ZM200 235H201V238H200ZM209 237H213V238H209ZM212 235V236H211ZM214 235V236H213ZM245 235V236H244ZM2 236V237H1ZM18 236V237H17ZM20 236V237H19ZM76 236V237H75ZM85 236V237H84ZM99 236V237H98ZM123 236V237H122ZM168 236V237H167ZM189 236V237H188ZM237 236V237H236ZM5 237L7 239H5ZM41 237L43 239H41ZM90 237V238H88ZM128 237V238H127ZM174 237V238H173ZM179 239H178V238ZM193 237V238H192ZM204 237V238H203ZM220 239H219V238ZM47 240H46V239ZM70 238V239H69ZM109 238V239H108ZM128 240H127V239ZM161 238V237H160ZM195 238V239H194ZM245 238V239H244ZM247 238V239H246ZM69 239V240H67ZM72 239V240H71ZM132 239V240H131ZM182 239V240H181ZM189 239V240H188ZM207 239L208 242H205ZM213 239V240H212ZM216 244L214 241H216ZM249 239V240H248ZM12 240V241H11ZM53 240V241H52ZM56 240V241H55ZM87 240V241H86ZM109 240V241H108ZM136 240V239H135ZM134 240V241H135ZM162 240L165 242H162ZM198 240V241H197ZM210 240V241H209ZM212 240V241H211ZM241 240V241H240ZM251 240V241H250ZM254 240V245H252L253 241ZM257 240V241H256ZM260 240V241H259ZM45 241V242H44ZM62 241V242H60ZM71 243H70V242ZM180 241V242H179ZM251 243H250V242ZM20 242V244H19ZM57 242V243H56ZM64 242V244H63ZM78 242V243H77ZM128 242V243H127ZM132 242V243H131ZM136 242V241H135ZM161 242L163 244H161ZM172 242V243H171ZM186 242V243H185ZM205 242V243H204ZM214 242L213 244H215L216 246L214 247V245H212L211 243ZM257 242V243H256ZM0 243V261L1 259L2 260V264H10L9 261L11 260H7V258H9V254L13 255L12 253H9V254H6L5 255V252H2V247H3V243L1 244ZM23 243V244H22ZM67 243V244H65ZM73 243V244H72ZM105 243V244H104ZM107 243V244H106ZM122 243V244H121ZM201 243V244H200ZM259 243V244H258ZM6 244V243H5ZM44 244V245H43ZM72 245V246H69V245ZM75 244V245H74ZM82 244V245H81ZM111 244V245H110ZM114 244V245H113ZM127 244V245H126ZM129 244H132V245H129ZM172 244V245H171ZM183 244V245H182ZM185 244V245H184ZM207 244V245H206ZM210 244V245H208ZM225 244V243H224ZM241 244V245H240ZM258 244V245H257ZM64 245L66 247H64ZM110 245V246H109ZM134 245V246H133ZM175 245H178V246H175ZM263 247H261V246ZM48 246V247H47ZM54 246V247H53ZM61 246V247H60ZM68 246V247H67ZM132 246V247H131ZM166 246V247H165ZM186 246V247H185ZM199 246V247H198ZM256 246V247H255ZM258 246H260L263 250H261V248H259ZM57 247V248H56ZM64 249H63V248ZM74 247V248H72ZM154 247V246H152ZM62 248V250H60ZM72 248V249H70ZM167 248V249H166ZM180 248V247H179ZM194 248V249H193ZM208 248V249H206ZM215 248V249H214ZM217 248V249H216ZM245 248V249H246ZM55 251H54V250ZM75 249V251H73ZM163 249V250H162ZM167 251H166V250ZM197 249H199L198 251H196ZM255 249H258L255 250ZM68 252H67V251ZM109 250V251H108ZM143 250V252H141ZM194 250V251H193ZM205 250V251H204ZM213 250V251H212ZM220 250V251H219ZM236 250V251H235ZM260 250V251H259ZM32 251V252H31ZM60 251V252H59ZM65 251V252H64ZM189 251H191L189 253ZM222 251V252H221ZM226 251H229L227 253H225ZM242 251H244L242 249ZM257 251V253H256ZM29 252V254L27 253ZM31 252V253H30ZM47 252V253H46ZM76 252V254H75ZM114 252V253H113ZM121 252V253H120ZM133 252V253H132ZM185 252H188L186 254H184ZM201 252V253H199ZM51 253H54L55 255L51 254ZM62 255H61V254ZM65 253V254H64ZM73 253V254H72ZM78 253V254H77ZM88 253V254H87ZM136 253V254H135ZM181 253V256L184 254V256L186 255V258L188 259V262L187 260L184 261V259H186L185 257L182 258L179 254ZM195 253L197 256L195 260ZM198 253V254H197ZM215 253V254H213ZM256 253V254H255ZM4 254V255H3ZM32 254V255H31ZM67 254V255H66ZM91 254V255H90ZM96 254V255H95ZM127 254V255H125ZM170 254V256H168ZM192 256H191V255ZM206 254V255H205ZM220 254V255H219ZM226 254V256H224ZM229 254V255H227ZM264 253H261L260 257L258 258H261V256L263 255ZM9 255V256H8ZM26 255V256H25ZM28 255V257H27ZM70 255V256H69ZM78 258H77V256ZM85 255V256H84ZM107 257H106V256ZM125 257H124V256ZM140 255V256H141ZM179 255V256H178ZM190 256L192 259L191 262H189L190 260ZM204 255V256H203ZM212 255V257H211ZM231 255H233V257L229 258ZM256 255V256H255ZM4 256V257H3ZM7 256V258H5ZM47 256L49 258H47ZM64 256V257H63ZM77 260H76V258ZM120 256V257H119ZM123 256V257H122ZM142 256V257H143ZM194 256V257H193ZM207 256V257H206ZM222 256V257H221ZM228 256V258H226ZM235 256V258H234ZM44 257V259H42ZM53 257V258H52ZM130 259H128V258ZM244 257V258H242ZM264 257V255H263ZM5 258V259H4ZM12 257H10L9 259H11ZM16 258V257H15ZM15 258H12V259H15ZM53 259V260H50ZM55 258V259H54ZM60 258V259H59ZM68 258V259H67ZM72 258V259H71ZM149 258V256H148ZM42 259V261H41ZM49 259V261H47ZM64 259V260H63ZM74 259V260H73ZM80 259V260H79ZM103 259V260H102ZM125 259V260H124ZM154 259V258H153ZM169 259H167L169 261ZM174 259V260H172ZM183 259V260H182ZM221 259V260H220ZM231 259V260H230ZM247 259L246 261H242V260H245ZM262 259V258H261ZM26 260V259H24ZM33 260H31L30 262H34ZM57 262H56V261ZM69 260V262H68ZM133 260V261H132ZM150 260H152L150 258ZM172 260V261H171ZM179 260V261H177ZM220 260V261H219ZM59 261V262H58ZM77 261V262H75ZM87 261V262H86ZM153 261V260H152ZM197 261V262H196ZM214 261V262H213ZM226 261V263H225ZM243 263H242V262ZM66 262V263H64ZM71 262V263H70ZM73 262V263H72ZM75 262V263H74ZM129 262L127 264H129ZM195 262V263H193ZM247 262V263H245ZM0 263V264H1ZM27 264V263H26Z\"/></svg>", "mask_w": 264, "mask_h": 264}, {"label": "bare ground", "instance_id": "6f19581e", "mask_svg": "<svg viewBox=\"0 0 264 264\" xmlns=\"http://www.w3.org/2000/svg\"><path fill=\"white\" fill-rule=\"evenodd\" d=\"M2 1V0H1ZM20 1V0H19ZM23 1V0H22ZM22 1H21V3L20 4H22ZM38 2V0H25V1H23V4L25 5L24 7H23V4L22 5H19V6H22V9H23V11L25 10V13H18V14H20L19 16H21V14H22V16H24V15H26L27 14V11H29V6H33L34 7V5H35V3H36V6H35V8L38 6L37 5V2ZM43 1V0H42ZM42 1H39V2H42ZM49 0H47V2H48ZM60 1V0H59ZM65 1V0H64ZM72 1V0H71ZM130 1V0H129ZM145 1V0H144ZM203 2H205L204 0H202ZM201 1V2H202ZM224 1V0H223ZM230 1V0H229ZM232 1V0H231ZM231 1H230V3H231ZM9 2V1H8ZM12 2V1H11ZM50 2H52V1H50ZM73 2V1H72ZM88 2V1H87ZM110 2V1H109ZM142 2V1H141ZM149 2H150V0H149ZM193 2H194V0H193ZM212 2V1H211ZM237 2V1H236ZM252 2V1H251ZM59 3V2H58ZM63 3V2H62ZM66 3V2H65ZM80 3V2H79ZM114 3V2H113ZM182 3V2H181ZM191 3V2H190ZM197 3V2H196ZM229 3V2H228ZM8 4V3H7ZM43 4V3H42ZM48 4V3H47ZM52 5L54 4L53 2L51 3ZM148 4V3H147ZM176 4V3H175ZM209 4V3H208ZM259 4V3H258ZM5 5V4H4ZM12 5V4H11ZM44 5V4H43ZM50 5V4H49ZM81 5V4H80ZM163 5V4H162ZM190 5V4H189ZM198 5V4H197ZM232 5V4H231ZM1 6V5H0ZM3 6V5H2ZM45 6V5H44ZM42 7V8H45L46 9V7ZM72 6V5H71ZM88 6V5H87ZM131 6V5H130ZM137 6H139V5H137ZM144 6V5H143ZM160 6V5H159ZM191 6V5H190ZM193 6V5H192ZM201 6V5H200ZM260 6V5H259ZM262 6H263V10L261 11V16H260V21H259V23H258V30H256V29H254L255 27H253V29L251 30V29H249V28H247L246 26H247V23H244V24H242V23H240V24H236V23H234V22H232L231 21V19H230V23H228V21L227 20H224V21H226L227 23H224L223 22V20L221 19L219 22H217L218 24L217 25H215L214 23L216 22H213L214 20H212L211 19V21L213 22H211L210 20L209 21H207V20H205V18H199V17H201V16H199L198 18H196V24H195V26L192 28V26H191V28H187V26L185 25V26H182L181 27V31L183 30V32H180L179 30H176V28H171L172 27V25H170L168 22H169V20H171L172 19V17H173V20H175L174 19V16L170 13H168V12H166L167 14L166 15H168L169 14V18L167 19V22H166V18L164 19L165 20V23L163 22L164 20H160V19H158V18H161V17H155V20L157 19L158 21L157 22H154V20H153V23H154V25L152 26L151 25V27H149V28H147V30L146 31H144V32H142L141 30H139L138 29V27L136 28L135 26H137L136 25V23H134V22H127L126 20L125 21H121V22H119V21H116V19H113L112 18V20L110 21V23L108 22V19L107 20H105V21H102V20H100L101 18H99V20L98 21H96V23L94 24V26L92 25L91 26V30H93V31H91V34H89L88 33V35H86L87 37H86V39L85 40H81V42L82 41H84L83 43H82V46H83V44H86V42L89 44V46L91 47V46H93V45H95L94 43H93V40H94V42L96 41V40H98V39H94V38H99L101 35H104V34H107L108 33V31H109V33H110V30L112 31H116V30H119L120 32H122V36H123V40H124V42L125 43H123V45H122V47H121V49H119L120 50V52L118 53L119 54V56H118V62H120V65H123L122 67L124 68H126V65L128 64L127 63V61L128 62H130L131 64L132 63H135L136 64V62L138 63V61L141 59V58H148L149 59V62H150V58L153 56V54H155V56H157V54H160V52L162 51V49L164 50V48H167V50H169V48H170V44H168L167 42H166V39L164 38V35L163 34H165L166 35V33H172V37H173V39H175L177 42H179L180 44H182V43H185L186 45H190L191 47H192V51H191V54L192 55H202V56H206V55H219L220 57V59H223V60H225L224 62H226L227 64H225V66L226 65H230L231 63H235V62H238L237 61V58H236V56H238V55H240V54H238V52L239 51H236V49L238 48H236V46H238V45H236V41L237 40H239L240 38L239 37H241V38H243V36L244 35H246V36H252V34H254V36H253V38H251V40H250V38L248 39V38H246V37H244V38H246L247 40H248V42L249 43H252V42H250V41H252V39L254 40V42H255V44H258L260 47H261V49H259V51H263L264 50V0L262 1ZM18 7V6H17ZM41 6H39V8H40ZM54 7H55V5H54ZM70 7V6H69ZM85 7V6H84ZM114 7V6H113ZM150 7V6H149ZM203 7V6H202ZM208 7H209V5H208ZM218 7V6H217ZM230 7V6H229ZM247 7V6H246ZM248 7H250V6H248ZM19 8V7H18ZM28 8V9H27ZM64 8V7H63ZM144 8V7H143ZM163 8H165V7H163ZM170 8H171V6H170ZM175 8V7H174ZM176 8H177V6H176ZM185 8H187L186 6H185ZM183 9V10H186V9ZM190 8V7H189ZM258 8V7H257ZM9 9V8H8ZM30 9H32V8H30ZM105 9V8H104ZM109 9V8H108ZM150 9H151V7H150ZM167 9V8H166ZM172 9V8H171ZM182 9V8H181ZM198 9V8H197ZM249 9V8H248ZM20 10V9H19ZM44 10V9H43ZM55 10H56V8H55ZM110 10H112V9H110ZM110 10H109V12H110ZM162 10V9H161ZM193 10V9H192ZM224 10V9H223ZM247 10V9H246ZM254 10V9H253ZM259 10V9H258ZM8 11V10H7ZM22 11V12H23ZM104 11V10H103ZM102 11V12H103ZM108 11V10H107ZM166 11V10H165ZM169 11V10H168ZM171 11V10H170ZM175 11V10H174ZM174 11H173V13H174ZM194 11H196V10H194ZM205 11V10H204ZM231 11V10H230ZM252 11V10H251ZM259 11V12H260ZM1 12H2V10H1ZM18 12V11H17ZM20 12V11H19ZM45 12V11H44ZM64 12V11H63ZM89 12V11H88ZM134 12V11H133ZM227 12H228V10H227ZM37 13V12H36ZM54 13V12H53ZM61 13V12H60ZM90 13V12H89ZM105 13V12H104ZM113 13V12H112ZM111 12H110V14H112ZM128 13V12H127ZM188 13H190V12H188ZM192 14H193V12H191ZM218 13H220V12H218ZM240 13V12H239ZM3 14V13H2ZM29 14V13H28ZM27 14V15H28ZM33 14V13H32ZM44 14V13H43ZM51 14H52V12H51ZM109 14V13H108ZM157 14V13H156ZM174 14H176V13H174ZM195 14V13H194ZM197 14V13H196ZM251 14V13H250ZM255 14H258V12L257 13H255ZM1 15V14H0ZM27 15H26V17L24 16V17H21L22 19L23 18H25V20L28 18V20L29 21H31L32 20V15H31V17L28 15V17H27ZM62 14H60V16H61ZM103 15V14H102ZM112 15H114V14H112ZM152 15V14H151ZM161 15V14H160ZM185 15V14H184ZM189 15H191V14H189ZM199 15V14H198ZM197 15V16H198ZM228 15V14H227ZM238 15V14H237ZM40 16V15H39ZM51 16V15H50ZM133 16V15H132ZM234 16V15H233ZM253 16V15H252ZM2 17V16H1ZM4 17V16H3ZM143 17V16H142ZM243 17V16H242ZM247 17V16H246ZM259 17V16H258ZM13 18V17H12ZM59 18V17H58ZM115 18V17H114ZM177 18V17H176ZM250 18H252L251 16H250ZM41 19H42V17H41ZM60 19V18H59ZM63 19V18H62ZM72 19V18H71ZM73 19H74V17H73ZM133 19V18H132ZM186 19V18H185ZM194 19H195V17H194ZM209 19V18H208ZM44 20V19H43ZM49 20H50V18H49ZM135 20V19H134ZM190 20V19H189ZM217 20H219V19H217ZM236 20H238V19H236ZM241 20H243V19H241ZM247 22H248V20L247 19H245ZM252 20V19H251ZM259 20V19H258ZM36 21V20H35ZM161 21V22H160ZM172 21V20H171ZM176 21V20H175ZM174 21V22H175ZM234 21V20H233ZM32 23H34L33 21H31ZM59 22H61V21H59ZM211 22V23H210ZM237 22V21H236ZM243 22V21H242ZM249 22H250V20H249ZM10 23V22H9ZM12 23V22H11ZM10 23V24H11ZM25 23V22H24ZM32 23L30 24L29 23V25H32ZM142 23V22H141ZM144 23V22H143ZM173 23V22H172ZM251 23V22H250ZM8 24V20H1V18H0V32H1V29H2V31H3V28L4 27H6V25ZM9 24V25H10ZM185 24V23H184ZM183 24V25H184ZM242 24V25H241ZM9 25H7V27L9 26ZM34 25V24H33ZM32 25V26H33ZM38 25V24H37ZM54 25V24H53ZM87 25H88V23H87ZM144 25V24H143ZM166 25H169V26H166ZM32 26H30V28L32 27ZM63 26V25H62ZM83 26V25H82ZM150 26V25H149ZM171 26V27H170ZM196 26H198V27H200L201 29L203 28V30H205L204 32L202 31V33L200 32L199 34L198 33H196L197 31H198V29L197 28H195ZM214 27V29H210V27ZM10 27V26H9ZM27 27V26H26ZM58 27V26H57ZM180 27V26H179ZM245 27H246V29H245ZM12 28H14V27H12ZM33 28H34V26H33ZM36 28H37V26H36ZM36 28H35V30H36ZM183 28V29H182ZM81 29V28H80ZM96 29V30H95ZM145 29V28H144ZM173 29H175V30H173ZM193 29H197V31H192ZM34 30V31H35ZM87 30H89V29H87ZM97 30H100V32L99 31H97ZM4 31H6V29H4ZM4 31L2 32V33H4ZM24 31V30H23ZM97 31V32H96ZM167 31V32H166ZM179 31V32H178ZM200 31V30H199ZM263 31V32H262ZM14 32V31H13ZM26 32V31H25ZM24 32V33H25ZM71 32V31H70ZM99 32V33H98ZM16 33V32H15ZM81 33H83V32H81ZM95 33H98L99 35H95ZM163 33V34H162ZM182 33V34H181ZM12 34V33H11ZM76 34V33H75ZM197 34V35H196ZM14 35V34H13ZM17 35H18V33H17ZM35 35H36V33H35ZM38 35V34H37ZM85 35H83V36H85ZM110 35V34H109ZM162 35H163V37H162ZM2 36H3V34H2ZM1 36V37H2ZM11 36V35H10ZM16 36V35H15ZM90 38H89V37ZM97 36V37H96ZM119 36V35H118ZM0 37V38H1ZM37 37V36H36ZM70 37V36H69ZM166 37V36H165ZM19 38V37H18ZM47 38V37H46ZM45 38V39H46ZM76 38V37H75ZM112 38H115V37H112ZM236 38V41H234V39ZM237 38H239V39H237ZM2 39V38H1ZM26 39V38H25ZM81 39V38H80ZM233 39V40H232ZM24 40V39H23ZM168 40V39H167ZM243 40V39H242ZM55 41V40H54ZM90 41V42H89ZM169 41V40H168ZM234 41V42H233ZM244 41V40H243ZM1 42V41H0ZM52 42V41H51ZM70 42V41H69ZM80 42V43H81ZM92 42V43H91ZM246 42V41H245ZM16 43H18V42H16ZM43 43V42H42ZM46 43V42H45ZM71 43V42H70ZM111 43V42H110ZM122 43V42H121ZM137 43H144L146 46H145V48L143 49V53H142V55H139L138 54V52L136 53V51H137V48L138 47H136V50L135 49H133V46H135ZM5 44V43H4ZM63 44V43H62ZM92 44V45H91ZM180 44H178L179 46H177V47H179L178 49H179V53L180 52H183V45H181L180 46ZM240 44V43H239ZM5 45H7V44H5ZM250 45V44H249ZM257 45V46H258ZM0 46H1V43H0ZM12 46H13V44H12ZM57 46H59V45H57ZM62 46V45H61ZM60 46V47H61ZM74 46V45H73ZM78 46V45H77ZM107 46V45H106ZM137 46V45H136ZM168 46H169V48H168ZM172 46V45H171ZM251 46V45H250ZM256 46V47H257ZM2 47V46H1ZM44 47V46H43ZM52 47V46H51ZM94 47V46H93ZM176 47V48H177ZM180 47H182L181 49H180ZM259 47V48H260ZM47 47H45L44 49V54H45V60H46V64H44V66L40 69V71H39V73H37V82H35L34 80L32 81V82H30V86H29V88H27V90H28V92H26L27 94H29L30 95V97H32L33 95L32 94H34V90H35V85L37 84L38 86H40L39 87V89L41 90V91H39V93H38V103L35 105V103H33L34 101H30L31 103H29L30 104V111H31V115H30V121H27V125H28V128L27 129H30V131H28L29 133L30 132H34V133H36L37 132V134H35V136L36 135H38V129H39V126H44L43 128H45V130L44 131H48V130H52L53 129V127H54V131H55V133L58 135V134H60L61 136H63V132L64 131H66V129L65 128H62V126H61V124L60 123H58V124H56L55 123V126H53V121H52V119H55V116H56V114H54L53 115V113L55 112V111H59V106H60V100L58 101V93H61L62 92V94H63V90H61V88L63 87V85H64V87L65 88H63V89H65V95H67V100H68V102H69V106H70V109H68L69 111H71V114H70V116H71V118L73 119V120H75L76 122H77V124H79V125H83L82 126V128H80V129H85L86 130V128H84V126H85V124H83V121H85L84 119H85V116H84V114L87 112L86 110L88 109H86V106L84 107L85 109H82L81 107H82V105H81V100H79V99H81V97L80 96H82V89L83 88H91L92 89V87H93V85L94 86H99V89H100V91L101 90H103L104 88L106 89V87H107V85H106V79H107V75H105L104 73H102V74H97V73H95L96 75H94L92 72H91V70H92V68H91V70H90V72L92 73V74H90L91 75V77L90 76H88L89 75V73H88V75H86V73H85V71H84V73H83V66L85 67V64H84V62L82 61L83 60V57H81L82 58V60L80 59V57H77L76 59H75V61H73L72 63H71V61L72 60H68V61H70V63L69 62H63V63H60L61 62V60L62 59H58V60H60L59 61V63L57 62V63H55V65L54 64H52V63H54V61L52 62L51 61V58H49L50 57V55H49V53L50 52H52V51H50L49 49H46ZM67 48V47H66ZM87 48V47H86ZM95 48V47H94ZM135 48V47H134ZM172 48V47H171ZM171 48H170V52L172 53V54H175V53H178L177 51L174 53V51H173V49L171 50ZM236 48V49H235ZM243 48V49H242ZM253 48V47H252ZM1 50H3V52H4V47H3V49L2 48H0ZM7 49H9V48H6V50ZM65 49V48H64ZM111 49V48H110ZM175 49V48H174ZM239 49H241L242 50V52H244V54L246 53V46H245V44L243 45V47H242V45H241V47H240V45H239ZM255 49V48H254ZM258 49V48H257ZM0 50V51H1ZM46 50H47V52H46ZM91 50V49H90ZM134 50V51H133ZM166 50V49H165ZM241 50H240V52H241ZM256 50V49H255ZM48 51H50L49 53H48ZM54 51H55V49H54ZM67 51V50H66ZM65 51V52H66ZM100 51V50H99ZM98 51V52H99ZM248 51V53H250L249 52V50H247ZM252 51V50H251ZM62 52V51H61ZM61 52H58V53H61ZM105 52V51H104ZM110 52V51H109ZM164 52V51H163ZM257 52V51H256ZM2 52H0V54H1ZM71 53V52H70ZM90 53H92V52H90ZM115 53V52H114ZM165 53V52H164ZM178 53V54H179ZM186 53V52H185ZM185 53H183V56H179L178 54L176 55L177 57V59L179 60V62H178V64L180 63V61H182V60H185V59H187L186 57L183 59L182 57H184V54ZM248 53H246V54H248ZM254 53V52H253ZM263 53V52H262ZM51 54V53H50ZM56 54V53H55ZM93 54V53H92ZM107 54H108V52H107ZM117 54V53H116ZM117 54V55H118ZM140 54H141V52H140ZM162 54V53H161ZM235 54V58H236V60L235 59H233V55ZM243 53H242V55H244ZM245 54V55H246ZM257 54V53H256ZM103 55V54H102ZM174 55V56H175ZM180 55H182V53L180 54ZM186 55V54H185ZM211 55V56H212ZM258 55V54H257ZM21 56V55H20ZM52 56H54V59H55V55H53V53H52ZM98 56V55H97ZM108 56V55H107ZM115 56V55H114ZM155 56H153V57H155ZM210 56V57H211ZM251 56V55H250ZM263 55H261V57H262ZM58 57H59V55H58ZM87 57V56H86ZM99 57H102V56H99ZM152 57V58H153ZM161 56H159L158 55V58H160ZM222 57V58H221ZM246 57V56H245ZM260 57V58H261ZM53 58V57H52ZM65 58V57H64ZM71 58H72V56H71ZM96 58V57H95ZM146 58V59H147ZM157 57H155V59H156ZM162 58V57H161ZM175 58V59H176ZM182 58V59H181ZM255 58V57H254ZM33 59V58H32ZM109 59V58H108ZM115 59V58H114ZM147 59V60H148ZM155 59H151L152 61H154ZM176 59V60H177ZM206 59V58H205ZM210 59V58H209ZM217 59V58H216ZM262 59V61H263V58H261ZM23 60V59H22ZM44 60V59H43ZM53 60V59H52ZM93 60V59H92ZM92 60H91V62H92ZM166 60H167V58H166ZM177 60V61H178ZM204 60V59H203ZM218 60V59H217ZM222 60V61H223ZM246 60V59H245ZM21 61V60H20ZM30 61V60H29ZM151 61V63L149 64V66L147 67V69L146 68H144L145 69V75L144 76H142V77H140V79H138L135 83H133V84H130L132 87L130 88V91L132 92L133 91V93H138V91L140 90V92H141V90L142 89H144L145 91H146V88H148V86L151 88V87H153V88H155L156 86H157V88L158 89H155V90H157V91H159V92H162V93H160L161 95H160V97L162 98V99H160L159 97V101L158 100H155V102H154V105H152V107L149 105V106H147V108L149 109L150 107V109L149 110H147V108H145L144 106H142V107H138V109L136 110V112H137V114H135V115H131L132 116V120H134V121H132L129 125H127V124H125V125H127L125 128H123V130H122V132L120 131H118L119 133H123L124 135H125V137H127V136H129V134L131 133V132H133V131H130L131 129L130 128H134V127H136V128H138V131L140 132V133H138L137 131V133H136V136H137V138L135 137V139H137V143L138 142H140V143H138L137 145H138V147L140 146V148H141V151L140 152H143V151H146V150H144L143 149V151H142V147L145 145V143H144V145L142 144V142L145 140V135H144V131L143 130H145L146 131V129H147V135L148 134H152V133H155L156 132V130H157V128H159V125L161 126V124H163L164 126H165V124H167V123H165L164 124V122L163 121H165L164 119H167V117L166 116H168V114H166V116L163 118L162 117V115H165V113H167L165 110H164V108L166 109L167 107H168V104L169 103H171V105H170V107H172V110H173V108H174V106H172V104H173V102L174 101H172L171 102V98L173 97V100L174 99H177V100H181L179 97H181V96H179L178 97V93L180 92V90L182 91L183 89L185 90L186 89V87H187V89H188V84L190 85V83H192V85H190V86H193V85H195L194 83H193V81L195 80H193L191 77H185V76H183V75H180L181 74V72H171L170 70H172V68L175 66V64L171 67V66H168V63H163L162 64V69H160L161 67H159V65L158 66H154V63ZM189 61V60H188ZM220 61V60H219ZM218 61V62H219ZM252 61V60H251ZM256 61V60H255ZM261 61V62H262ZM2 63H3V61H1ZM0 62V63H1ZM27 62V61H26ZM35 62H36V60H35ZM86 62V61H85ZM88 62V61H87ZM144 62V61H143ZM156 62V61H155ZM164 62V61H163ZM174 62H176V61H174ZM184 62V61H183ZM186 62V61H185ZM190 62V61H189ZM202 62V61H201ZM209 62V61H208ZM216 62V61H215ZM244 62V61H243ZM257 62H258V58H257ZM19 63V62H18ZM122 63V64H121ZM173 63V62H172ZM182 63V62H181ZM204 63V62H203ZM206 63V62H205ZM212 63V62H211ZM210 63V64H211ZM217 63V62H216ZM239 63H241V62H238V63H235V64H239ZM255 64H256V62H254ZM253 63V64H254ZM260 63V62H259ZM7 66H8V64L7 63H5ZM5 64H2V65H5ZM24 64V63H23ZM27 64V63H26ZM31 64V63H30ZM38 64V63H37ZM42 64H43V62H42ZM113 64V63H112ZM117 64V63H116ZM119 64V63H118ZM167 66H166V65ZM182 64H185V63H182ZM219 64V63H218ZM264 64V63H263ZM5 65V66H6ZM10 65V64H9ZM29 65V64H28ZM40 65V64H39ZM98 65V64H97ZM104 65V64H103ZM146 65V64H145ZM157 65V64H156ZM172 65V64H171ZM188 65V64H187ZM201 65V64H200ZM220 65V64H219ZM233 65V64H232ZM232 65H230V66H232ZM240 65V64H239ZM239 65H236V67L238 66L239 67ZM251 65V64H250ZM82 66V67H81ZM89 66H91V65H89ZM94 66V65H93ZM92 66V67H93ZM106 66V65H105ZM164 66H166V69H167V71H170L171 72V74H169V75H171L170 76V78H166V81H165V79H161L160 80V85H159V83H155V82H157V79L156 78H154V77H156L155 75H157V73L160 71L161 72V74L163 75H165V73H166V71H164L165 69H164ZM178 66V65H177ZM184 66V65H183ZM182 66V67H183ZM207 66H210V65H207ZM222 66V65H221ZM220 66V67H221ZM245 66V65H244ZM256 66V65H255ZM2 67V66H1ZM9 67V66H8ZM88 67V66H87ZM121 67V68H122ZM146 67V66H145ZM179 67V66H178ZM214 67V66H213ZM232 67H234V65L232 66ZM235 67V68H236ZM240 67H242V66H240ZM4 68V67H3ZM18 68V67H17ZM23 68V67H22ZM106 68V67H105ZM111 68V67H110ZM120 68V67H119ZM131 68H133V67H131ZM171 68V69H170ZM207 68V67H206ZM8 69V68H7ZM12 69H14V68H12ZM36 69V68H35ZM90 69V68H89ZM95 69V68H94ZM135 69H136V67H135ZM224 69V68H223ZM239 69V68H238ZM237 69V70H238ZM256 69V68H255ZM11 70V69H10ZM31 70H32V68H31ZM137 70V69H136ZM135 70V71H136ZM162 70V71H161ZM183 70V69H182ZM196 70V69H195ZM214 70V69H213ZM228 70V69H227ZM240 70V69H239ZM242 70V69H241ZM240 70V71H241ZM257 70V69H256ZM263 70V69H262ZM5 71H6V69H5ZM16 71V70H15ZM26 71V70H25ZM28 71V70H27ZM27 71L25 72V73H27ZM57 71V72H56ZM87 71H89V70H87ZM94 71V70H93ZM103 71V70H102ZM109 71V70H108ZM140 71V70H139ZM218 71V70H217ZM231 71H232V69H231ZM252 71V70H251ZM261 71V70H260ZM18 72V71H17ZM22 72V71H21ZM73 72H76V73H78V76H79V78L77 77V78H73L74 77V75L72 74ZM130 72V71H129ZM137 72V71H136ZM234 72V71H233ZM262 72V71H261ZM8 73V72H7ZM10 73H12L11 71H10ZM31 73V72H30ZM55 73H60V74H62V78H63V80L64 79H66V75H70V76H73V77H70L69 76V78H71V81L70 80H68L69 82L67 83V82H65V80H64V82L66 83H62L63 82V80H62V78L61 77H58L57 75L58 74H55ZM135 73V72H134ZM138 73V72H137ZM191 73V72H190ZM231 73V72H230ZM244 74H248V71H244L243 72ZM251 73V72H250ZM2 74V73H1ZM3 74H5V72L3 73ZM167 74V75H168ZM12 75V74H11ZM11 75H10V77H11ZM23 75V74H22ZM26 75V74H25ZM93 75V76H92ZM112 75H113V73H112ZM115 75V74H114ZM129 75V74H128ZM138 75V74H137ZM142 75V74H141ZM209 75V74H208ZM240 75V74H239ZM249 75H251V74H249ZM257 75V74H256ZM264 75V74H263ZM3 76V75H2ZM36 76V75H35ZM57 76V77H56ZM119 76V75H118ZM189 76V75H188ZM195 76V75H194ZM252 76V75H251ZM259 76V75H258ZM4 77V76H3ZM23 77H24V75H23ZM65 77V78H64ZM113 77V76H112ZM165 77V76H164ZM167 77V76H166ZM169 77V76H168ZM227 77V76H226ZM243 77V76H242ZM255 77V76H254ZM0 78H2V77H0ZM35 78V79H36ZM61 79V80H59V79ZM67 78H68V76H67ZM68 78V79H69ZM111 78V77H110ZM110 78H108L109 80H111ZM156 79V80H154V79ZM163 78V77H162ZM214 78V77H213ZM8 79H9V77H8ZM27 79V78H26ZM29 79V78H28ZM31 79V78H30ZM32 79H34V78H32ZM154 80L155 82V85L151 82V80ZM256 79H257V77H256ZM21 80V79H20ZM152 80V81H153ZM214 80V79H213ZM216 80V79H215ZM2 81H4V79L2 80ZM231 81V80H230ZM236 81V80H235ZM245 81V80H244ZM0 82H1V79H0ZM7 82V81H6ZM204 82V81H203ZM237 82V81H236ZM236 82H234V83H236ZM249 82H250V80H249ZM263 82V81H262ZM2 83V82H1ZM62 83V84H61ZM94 83V84H93ZM114 83V82H113ZM230 83V82H229ZM243 83V82H242ZM254 83V82H253ZM27 84H28V82H27ZM110 84V83H109ZM247 84V83H246ZM246 84H245V86H246ZM1 85V84H0ZM3 85H7L8 86V83L7 84H2V86ZM234 85H236V84H234ZM242 85V84H241ZM6 86V87H7ZM13 86H14V84H13ZM11 87V84H10V87L12 88V89H15L14 87ZM198 86V85H197ZM1 87V86H0ZM3 87H5V86H3ZM34 87V90L32 91V89L31 88H33ZM37 87V86H36ZM194 87H196V86H194ZM209 87V86H208ZM207 87V88H208ZM211 87V86H210ZM217 87V86H216ZM223 87V86H222ZM261 87H263V86H261ZM8 88V87H7ZM6 88V89H7ZM19 88V87H18ZM108 88V87H107ZM152 88V89H153ZM205 87H203V89H204ZM235 88V87H234ZM233 88V89H234ZM1 89V88H0ZM38 89V90H39ZM112 89V88H111ZM191 89V88H190ZM217 89V88H216ZM235 89H237V88H235ZM262 89V88H261ZM94 90V89H93ZM93 90H91V92L93 91ZM119 90V89H118ZM149 90V89H148ZM210 90V89H209ZM211 90H213V89H211ZM210 90V91H211ZM221 89H217V91H220ZM223 90V89H222ZM221 90V91H222ZM239 90V89H238ZM87 91V90H86ZM151 91V90H150ZM207 91V90H206ZM214 91V90H213ZM1 92H2V89H1ZM5 92V91H4ZM7 92V91H6ZM11 92V91H10ZM15 92V91H14ZM16 92H17V89H16ZM83 92H85V90L83 91ZM113 92H114V90H113ZM130 92V93H131ZM153 92H154V90H153ZM159 92H157L158 94H159ZM223 92V91H222ZM222 92H221V94H222ZM18 93V92H17ZM19 93H21L22 95H23V93L21 92V91H19ZM19 93L17 94V96H15V97H17V99L20 97V96H22L21 94H20V96H19ZM155 93V92H154ZM184 92H182V94H183ZM210 93V92H209ZM216 93H218V92H215L214 94L217 96L218 94H220V92L218 93V94H216ZM233 93V92H232ZM7 94H9L8 92H7ZM57 94V96H55ZM81 94V95H80ZM141 94V93H140ZM151 94V93H150ZM182 94H180V95H182ZM185 94H186V91H185ZM184 94V95H185ZM195 94V93H194ZM221 94L220 95H218V97L219 96H221ZM229 94L230 93H228V96H229ZM236 94V93H235ZM237 94H239V93H237ZM12 95V94H11ZM14 95L15 94H13V97H14ZM116 95V94H115ZM137 95H139V94H137ZM149 95V94H148ZM191 95V94H190ZM193 95V94H192ZM223 96L222 97H225L224 95H225V93H223L222 94ZM19 96V97H18ZM131 96V95H130ZM136 96V95H135ZM145 96V95H144ZM154 96V95H153ZM152 96V97H153ZM188 96V95H187ZM240 96V95H239ZM9 97V96H8ZM34 97V96H33ZM36 97V96H35ZM60 97L62 98V96L60 95ZM80 97V98H79ZM146 97V96H145ZM148 97V96H147ZM170 97V98H169ZM174 97H176V98H174ZM178 97V98H177ZM203 97V96H202ZM230 97V99H231V96H229ZM238 97V96H237ZM22 98H23V96H22ZM36 98V99H37ZM40 98V99H39ZM57 98V99H56ZM100 98V97H99ZM116 98H118V97H116ZM122 98V97H121ZM120 98V99H121ZM135 98V97H134ZM137 98V97H136ZM140 98V97H139ZM199 98V97H198ZM220 98V97H219ZM226 98H228V97H226ZM226 98H224V99H226ZM232 98H234V97H232ZM241 98V97H240ZM20 99V98H19ZM26 99V98H25ZM34 99V98H33ZM87 99V98H86ZM143 99V98H142ZM215 99H217V98H215ZM221 99V98H220ZM229 99V98H228ZM259 99H261V98H259ZM141 99H139V101H140ZM148 100V99H147ZM200 100V99H199ZM204 100V99H203ZM208 100H209V98H208ZM207 100V101H208ZM227 100V99H226ZM232 100V99H231ZM251 100V99H250ZM25 104H26V100H22ZM86 101V100H85ZM136 101V100H135ZM196 101V100H195ZM214 101V100H213ZM225 101V100H224ZM241 101V100H240ZM242 101H243V99H242ZM253 101V100H252ZM259 101H261V100H259ZM257 102V103H260V102ZM16 102V101H15ZM20 102V101H19ZM22 102V103H23ZM91 102V101H90ZM146 102H149V101H146ZM145 102V103H146ZM165 103V104H162V103ZM178 102V101H177ZM190 102H192V101H190ZM223 102V101H222ZM235 102V101H234ZM233 102V103H234ZM239 102V101H238ZM256 102V101H255ZM254 102V103H255ZM97 103H99V102H97ZM151 103H152V101H151ZM199 103H200V101H199ZM216 103V102H215ZM231 103V102H230ZM241 103V102H240ZM239 103V104H240ZM251 103V102H250ZM254 103H252V104H254ZM262 103V102H261ZM260 103V104H261ZM140 104V103H139ZM142 104V103H141ZM181 104H182V102H181ZM204 104V103H203ZM232 104V103H231ZM230 104V105H231ZM238 104V103H237ZM241 104H243V103H241ZM147 105V104H146ZM174 105H176V104H174ZM184 105V104H183ZM196 105V104H195ZM222 105H224V104H222ZM229 105V104H228ZM29 106V105H28ZM165 106H167V107H165ZM200 106H202V104L200 105ZM211 106V105H210ZM226 106V105H225ZM244 106V105H243ZM248 106V105H247ZM258 106H260V105H258ZM22 107V106H21ZM26 107V106H25ZM91 107V106H90ZM104 107V106H103ZM117 107V106H116ZM169 107V109H170V113H169V122H168V119H167V121L166 122H168L169 124L168 125H170L171 123H173V124H175V123H178L176 120H174V122H171L172 120H171V117L173 118V112H174V110H176L175 108H174V110H173V112L171 111V108ZM176 107V106H175ZM215 107V106H214ZM221 107V106H220ZM241 107V106H240ZM246 107V106H245ZM250 107H252V106H250ZM261 107H262V105H261ZM261 107H259V108H261ZM24 108V107H23ZM112 108V107H111ZM128 108V107H127ZM198 108V107H197ZM219 108V107H218ZM264 108V107H263ZM168 109V110H169ZM183 109V108H182ZM187 109V108H186ZM190 109V108H189ZM192 109V108H191ZM224 110H225V108H223ZM222 109V110H223ZM249 108H247L246 110H248ZM262 109V108H261ZM28 110V109H27ZM96 110V109H95ZM167 110V109H166ZM180 110V109H179ZM193 110H194V108H193ZM223 110V111H224ZM233 110H234V108H233ZM245 110V111H246ZM254 110L255 109H250V110H248V112L249 113H252L253 112V118H252V121H254L255 119L254 118H256V120H255V122L257 121V120H260V122H262L263 123V121H264V118L262 119V117L260 118L259 116H258V113H255L254 112ZM259 110V109H258ZM25 111V110H24ZM65 111V110H64ZM182 111V110H181ZM212 111H213V109H212ZM252 111V112H251ZM28 112V111H27ZM68 112V111H67ZM66 112V113H67ZM171 112L173 113V114H171ZM194 112V111H193ZM199 112V111H198ZM209 112V111H208ZM211 112V111H210ZM227 112V111H226ZM228 112H230V111H228ZM262 112H264V111H262ZM25 113V112H24ZM70 113V112H69ZM178 113V112H177ZM176 113V114H177ZM180 113V112H179ZM186 113V112H185ZM191 113V112H190ZM196 113H197V111H196ZM206 113H207V111H206ZM233 113V112H232ZM245 113V112H244ZM243 113V114H244ZM254 113H255V115H254ZM20 114H21V112H20ZM170 114H171V116H170ZM181 114V113H180ZM189 114V113H188ZM211 114V113H210ZM179 115V114H178ZM207 115H208V113H207ZM218 115V114H217ZM224 115V114H223ZM226 115V114H225ZM224 115V116H225ZM248 115V114H247ZM257 115V116H256ZM65 116V115H64ZM130 116V117H131ZM201 116H203V115H201ZM205 116V115H204ZM209 116V115H208ZM222 116V115H221ZM227 116V115H226ZM256 116V117H255ZM84 117V118H83ZM88 117V116H87ZM162 117V118H161ZM175 117H177V116H175ZM240 117V116H239ZM146 118V119H145ZM177 118H179V117H177ZM187 118V117H186ZM191 118H192V116H191ZM194 118V117H193ZM222 118V117H221ZM224 118V117H223ZM245 118V117H244ZM68 119H70V117H68ZM87 119V118H86ZM147 120V123H146V129H141L142 128V125H141V127H140V124H143L142 122H144V121H142V120ZM174 119H176V118H174ZM183 119V118H182ZM189 119H190V117H189ZM197 119V118H196ZM201 119V118H200ZM204 119V118H203ZM212 118L210 117V120H211ZM215 118L213 117V119L211 120V124H212V126H216V125H218V124H216V123H218V122H216L215 120H214ZM225 119V118H224ZM238 119V118H237ZM26 120V119H25ZM58 120V119H57ZM120 120V119H119ZM128 120V119H127ZM194 120V119H193ZM205 121H206V119H204ZM209 120V121H210ZM262 120V121H261ZM52 121V122H51ZM118 121V120H117ZM141 123H140V122ZM160 121H162V123L160 122ZM179 121V120H178ZM186 121V120H185ZM204 121V122H205ZM215 121V122H214ZM222 121V120H221ZM233 121V120H232ZM247 121V120H246ZM58 122V121H57ZM130 122V121H129ZM193 122V121H192ZM220 122V121H219ZM224 122V121H223ZM231 122V121H230ZM259 122V121H258ZM259 122V124H261ZM88 123V122H87ZM179 123H182L183 124V122H181V120H180V122ZM189 123V122H188ZM199 123H200V120H199ZM203 123V122H202ZM206 123V122H205ZM22 124H25L24 122L22 123ZM21 124V125H22ZM50 124H52V126L50 125ZM172 124V125H173ZM193 124V123H192ZM198 124V123H197ZM235 124V123H234ZM240 124V123H239ZM264 124V123H263ZM20 125V124H19ZM21 125H20V127H21ZM124 125V124H123ZM178 125V124H177ZM184 125V127H185V124H183ZM195 125V124H194ZM220 125V124H219ZM236 125H238V124H236ZM244 125V124H243ZM23 126V125H22ZM78 126V125H77ZM90 126V125H89ZM145 126V125H144ZM201 126V125H200ZM209 126H210V124H209ZM220 126H222V125H220ZM231 126H233L234 127V125H231ZM239 126V125H238ZM238 126H237V128H238ZM256 126V128H257V124L256 125H254V127ZM263 126V125H262ZM25 127V126H24ZM27 127V126H26ZM25 127V128H26ZM72 127V126H71ZM78 127H80V126H78ZM109 127V126H108ZM179 127V126H178ZM182 127V126H181ZM180 127V128H181ZM183 127V128H184ZM187 127V126H186ZM218 127V126H217ZM233 127L231 128V129H233ZM241 127V126H240ZM244 127V126H243ZM253 127V126H252ZM264 127V126H263ZM262 127V128H263ZM25 128H23L24 130H25ZM42 128V129H43ZM73 128V127H72ZM112 128V127H111ZM170 128H171V126H170ZM172 128H174V126L172 127ZM175 128H177L176 127V124H175ZM191 128H194V127H191ZM191 128H189L190 129V131L192 130ZM199 128V127H198ZM211 128V130H212V127H210ZM214 128H216V127H214ZM220 128V127H219ZM236 128V129H237ZM20 129V128H19ZM68 129V128H67ZM77 129V128H76ZM80 129H78V131H79V133H78V135L80 136V135H82V133L83 132H81L82 130H80ZM165 129V130H164ZM178 129V128H177ZM230 129V130H231ZM239 129V128H238ZM240 129H242V128H240ZM249 129H250V127H249ZM50 130V131H51ZM64 130V131H63ZM84 130V131H85ZM118 130V129H117ZM162 130H164V131H162V132H164V133H166V135L169 137V140H170V138L172 137V134H171V131H167L168 130V127H162ZM181 130V129H180ZM209 130V129H208ZM210 130V131H211ZM216 130V129H215ZM26 131V130H25ZM53 131V130H52ZM63 131V132H62ZM77 131V130H76ZM110 131V130H109ZM115 131V130H114ZM161 130H159V132H160ZM174 130H172V132H173ZM182 131V130H181ZM188 132H189V130H187ZM195 131V130H194ZM224 131V130H223ZM247 131V130H246ZM257 131V130H256ZM263 131H264V129H263ZM21 132H24V131H21ZM42 132V131H41ZM69 132V131H68ZM113 132V131H112ZM151 132V133H150ZM158 132V133H159ZM161 132V133H162ZM176 132V131H175ZM185 132H186V130H185V128H184V134H185ZM199 132V131H198ZM201 132H202V130H201ZM203 132H204V130H203ZM213 132H214V130H213ZM216 132V131H215ZM234 132V131H233ZM249 132V131H248ZM259 132H262V130L261 131H259ZM18 133V132H17ZM44 133V132H43ZM52 133V132H51ZM63 133V134H62ZM164 133H162V134H164ZM192 133H193V130H192ZM195 133V132H194ZM227 133V132H226ZM236 132H234V134H235ZM241 133H243V131L241 132ZM245 133V132H244ZM27 136H28V134L27 133H25ZM24 134V135H25ZM33 134V133H32ZM53 134V133H52ZM69 134H71L70 132H69ZM90 134H93V133H89V135ZM132 134V133H131ZM130 134V135H131ZM182 134V133H181ZM203 134V133H202ZM210 134V133H209ZM233 134V133H232ZM238 134V133H237ZM253 134H254V132H253ZM258 134V133H257ZM41 135H43L42 133H41ZM65 135H67V134H65ZM85 135V134H84ZM133 135L135 136V132H133V134L131 135L132 137L131 138H134L133 137ZM154 135V134H153ZM152 135V136H153ZM156 136H157V133L155 134ZM165 135V136H166ZM174 135V134H173ZM223 135V134H222ZM251 135H252V133H251ZM47 136H49V135H47ZM91 136V135H90ZM96 136V135H95ZM115 136V135H114ZM120 136V135H119ZM151 136V135H150ZM160 136H162V135H160ZM164 136V137H165ZM203 136H205V135H203ZM239 137H240V134L238 135ZM255 136V135H254ZM253 136V137H254ZM259 136H262V135H257L256 137H259ZM37 137V139L39 138L40 139V137H43V136H40V137H38V136H36ZM58 137V136H57ZM64 137V136H63ZM62 137V138H63ZM92 137V136H91ZM158 137V136H157ZM197 137H199V136H197ZM196 137V138H197ZM227 137H229V134L227 135ZM232 137H233V135H232ZM249 137H251V136H249ZM45 138V137H44ZM55 138V137H54ZM116 138V137H115ZM205 138V137H204ZM224 138H226L225 136H224ZM230 138V137H229ZM228 138V139H229ZM243 138V137H242ZM244 138H248V137H244ZM252 138V137H251ZM262 138H264V136H262ZM24 139V138H23ZM28 139V138H27ZM32 139L34 140V139H36L35 137H32ZM36 139V140H37ZM43 139V138H42ZM47 139H48V137H47ZM47 139H44L45 141H47ZM59 139V138H58ZM93 139V138H92ZM128 139V138H127ZM150 139H152V137L150 138ZM149 139V140H150ZM186 139V138H185ZM184 138H183V140H185ZM250 139V138H249ZM255 139V138H254ZM257 139H259V138H257ZM19 140H20V138H19ZM26 139H24V141H25ZM30 140V139H29ZM41 140V139H40ZM114 140V139H113ZM129 140H130V138H129ZM159 140V139H158ZM160 140H162V139H160ZM167 140V141H166ZM166 140H162L160 143H156V147L158 148V149H163L162 151H164V149H166L167 148V144H168V138L166 139ZM174 140V139H173ZM173 140H170L171 142L169 143V144H171L172 145V143H174V141ZM189 140L191 141V139L189 138ZM193 140V139H192ZM204 140V139H203ZM208 140V139H207ZM233 140V139H232ZM237 140V139H236ZM241 140V139H240ZM239 140V147H240V145H241V141ZM246 140V139H245ZM260 140V139H259ZM264 140V139H263ZM21 141H23V140H21ZM32 141V140H31ZM30 141V142H31ZM133 141V140H132ZM136 140H134V142H135ZM146 141V140H145ZM166 141V142H165ZM206 141V140H205ZM225 141H226V139H225ZM254 141V140H253ZM18 142V140L15 142V143H17ZM38 142H40V141H37V142H33V143H30V145H32V147L33 148H31L30 150H28V149H26V148H28L29 147V143H28V147L27 146H24L23 148H24V150L26 149V152L24 151V152H22L23 150H21V152H22V155H21V157H27L28 158V156L31 158L32 156H34V157H36V156H41L42 155V153L40 152V148L42 147V146H44V145H41V147H40V143H38ZM92 142V141H91ZM97 142V141H96ZM122 142H124V141H122ZM130 142H131V140H130ZM148 142V141H147ZM186 142V141H185ZM219 142V141H218ZM256 142V141H255ZM257 142H258V140H257ZM261 143H264V142H262V140L260 141ZM25 143V142H24ZM93 143V142H92ZM103 143V142H102ZM112 143V142H111ZM124 143H126V142H124ZM136 143V142H135ZM150 143V142H149ZM177 143V142H176ZM175 143V145L177 146V144ZM184 143V142H183ZM204 143V142H203ZM206 143V142H205ZM208 143V142H207ZM209 143H211V142H209ZM231 143V142H230ZM238 143V142H237ZM244 143V142H243ZM242 143V144H243ZM19 144H20V142H19ZM65 144V143H64ZM72 144V143H71ZM118 144V143H117ZM186 144V143H185ZM200 144V143H199ZM225 144L226 145H228L227 144V142H225ZM232 144V143H231ZM14 145H16V144H14ZM53 145V144H52ZM57 145V144H56ZM68 145V144H67ZM107 145V144H106ZM123 145V144H122ZM174 145V144H173ZM188 145V144H187ZM196 145V144H195ZM218 145V144H217ZM222 145H224V144H222ZM230 145V144H229ZM234 145V144H233ZM245 145V144H244ZM243 145V146H244ZM253 145V144H252ZM256 145V144H255ZM10 146V145H9ZM19 146H21V144L19 145ZM63 146V145H62ZM102 146V145H101ZM117 146V145H116ZM124 146V145H123ZM142 146V147H141ZM147 146H149V145H146V149H147ZM178 146H180V145H178ZM177 146V147H178ZM181 146H183L184 147V145H182L181 144ZM198 146V145H197ZM206 146V145H205ZM204 146V147H205ZM207 146H208V144H207ZM219 146H220V143H219ZM258 146H259V144H258ZM4 147V146H3ZM31 147V146H30ZM46 147V146H45ZM44 147V148H45ZM58 147V146H57ZM70 147V146H69ZM132 147V146H131ZM168 147H170V145H168ZM174 147V146H173ZM182 147V148H183ZM193 147V149H194V146H192ZM191 146H190V148H192ZM237 147V146H236ZM249 147H250V145H249ZM255 147V146H254ZM264 147V146H263ZM60 148V147H59ZM63 148V147H62ZM89 148V147H88ZM88 148H87V150H88ZM100 148H102V147H100ZM104 148V147H103ZM102 148V149H103ZM128 148V147H127ZM139 148V149H140ZM145 148V147H144ZM188 148V147H187ZM197 148V147H196ZM195 148V149H196ZM198 148H199V146H198ZM196 149L197 151L199 150V151H201L200 149ZM203 148V147H202ZM211 148V147H210ZM221 148V147H220ZM224 148H226L227 149V147H225L224 146ZM261 148H262V146H261ZM33 149V150H32ZM72 149V148H71ZM108 149V148H107ZM106 149V150H107ZM117 149V148H116ZM122 149V148H121ZM177 149H179V147L177 148ZM207 150H208V148H206ZM219 149V148H218ZM222 149H223V147H222ZM222 149H221V151H222ZM234 149V148H233ZM236 149V148H235ZM240 149H242L241 147H240ZM244 149V148H243ZM254 149V148H253ZM258 149V150H257ZM259 147H257L256 149H254V150H257V151H259ZM18 150V149H17ZM63 150V149H62ZM64 150H65V148H64ZM63 150V151H64ZM86 150V149H85ZM118 150V149H117ZM153 150V149H152ZM171 150H173V148H171L170 149V151ZM181 150V149H180ZM183 150V149H182ZM189 150V149H188ZM196 150H194V151H196ZM230 150H232V149H230ZM250 150V149H249ZM263 150H264V148H263ZM263 150H261V152L263 151ZM30 151H31V153H30ZM104 151V150H103ZM108 151V150H107ZM123 151V150H122ZM147 151H149V150H147ZM167 151H168V148H167ZM169 151V152H170ZM191 151H192V149H191ZM212 151L213 150H211V153H212ZM217 151V150H216ZM219 151V150H218ZM234 150H232V152H233ZM252 151V150H251ZM256 151V152H257ZM19 152V151H18ZM17 152V153H18ZM20 152V153H21ZM65 152V151H64ZM73 152V151H72ZM87 152V151H86ZM90 152V151H89ZM98 152V151H97ZM102 152V151H101ZM159 152V151H158ZM165 152V151H164ZM175 152V151H174ZM174 152H173V154H174ZM183 152V151H182ZM188 152V151H187ZM193 152V151H192ZM215 152V151H214ZM228 151H226L225 153H227ZM235 152V151H234ZM244 152H245V149H244ZM253 152V151H252ZM25 153V154H24ZM91 153V152H90ZM94 153V152H93ZM103 153V152H102ZM106 153V152H105ZM108 153V152H107ZM117 153H119V152H117ZM130 153V152H129ZM185 153V152H184ZM183 153V154H184ZM195 153V152H194ZM206 153V152H205ZM208 153V152H207ZM210 153V152H209ZM242 153V152H241ZM260 153V152H259ZM259 153H257L258 155H260ZM19 154V153H18ZM56 154H57V152H56ZM95 154V153H94ZM114 154V153H113ZM127 154V153H126ZM145 154V153H144ZM166 154H167V152H166ZM166 154H165V156H166ZM177 154H178V152H177ZM196 154V153H195ZM213 154V153H212ZM218 154H220V153H218ZM234 154V153H233ZM243 154V153H242ZM263 154V153H262ZM49 155V154H48ZM65 155H67V154H65ZM69 155H71V154H69ZM115 155V154H114ZM119 155V154H118ZM117 155V156H118ZM141 155V154H140ZM168 156H169V154H167ZM211 155V154H210ZM209 155V156H210ZM215 155V154H214ZM226 155H228V154H226ZM230 155H231V153H230ZM229 155V156H230ZM237 155V154H236ZM264 155V154H263ZM262 155V156H263ZM54 156V155H53ZM68 156V155H67ZM95 156V155H94ZM111 156V155H110ZM116 156V157H117ZM124 156V155H123ZM133 156V155H132ZM135 156V155H134ZM148 156V155H147ZM146 156V157H147ZM173 156V155H172ZM180 156V155H179ZM204 156V155H203ZM206 156V155H205ZM221 156H223V153H222V155ZM240 156V155H239ZM26 157H25V159H26ZM37 157V158H38ZM58 157V156H57ZM73 157V156H72ZM125 157V156H124ZM131 157V156H130ZM143 157V156H142ZM152 157V156H151ZM156 157V156H155ZM162 157V156H161ZM198 157V156H197ZM219 157H220V155H219ZM245 157V156H244ZM258 157L259 156H257V159H258ZM260 157H261V155H260ZM264 157V156H263ZM1 158V157H0ZM22 158V159H23ZM36 158V159H37ZM43 158V157H42ZM54 158H55V156H54ZM59 158H61V157H59ZM69 158V157H68ZM80 158V157H79ZM100 158V157H99ZM102 158V157H101ZM140 158V157H139ZM144 158V157H143ZM149 158V157H148ZM147 158V159H148ZM196 158V157H195ZM9 159V158H8ZM41 159V158H40ZM52 159V158H51ZM81 159V158H80ZM79 159V160H80ZM113 159V158H112ZM112 159H111V161H112ZM120 159V158H119ZM127 159H128V157H127ZM136 159V158H135ZM160 159V158H159ZM42 160V159H41ZM45 160V159H44ZM63 160V159H62ZM66 160H67V158H66ZM109 160V159H108ZM131 160V159H130ZM138 160V159H137ZM136 160V161H137ZM161 160V159H160ZM177 160V159H176ZM12 161V160H11ZM40 161V160H39ZM60 161V160H59ZM74 161V160H73ZM105 161V160H104ZM122 161V160H121ZM144 161V160H143ZM173 161V160H172ZM217 161V160H216ZM250 161V160H249ZM252 161V160H251ZM27 162H28V160H27ZM44 162V161H43ZM57 162V161H56ZM61 162V161H60ZM68 162V161H67ZM128 162H129V159H128ZM157 162V161H156ZM3 163V162H2ZM1 163V164H2ZM6 163V162H5ZM9 163H10V161H9ZM34 163V162H33ZM109 163V162H108ZM133 163V162H132ZM167 163V162H166ZM234 163V162H233ZM13 164V163H12ZM18 164V163H17ZM66 164V163H65ZM118 164V163H117ZM140 164H141V162H140ZM148 164V163H147ZM154 164V163H153ZM176 164V163H175ZM174 164V165H175ZM179 164V163H178ZM229 164V163H228ZM243 164V163H242ZM26 165V164H25ZM29 165V164H28ZM37 165V164H36ZM40 165V164H39ZM44 165V164H43ZM61 165V164H60ZM90 165V164H89ZM133 165V164H132ZM150 165V164H149ZM227 165V164H226ZM226 165H224V169H225V167H226ZM229 165H231V164H229ZM14 166V165H13ZM13 166H12V168H13ZM32 166V165H31ZM30 166V167H31ZM64 166V165H63ZM111 166V165H110ZM166 166V165H165ZM173 166V165H172ZM228 166V165H227ZM238 166V165H237ZM16 167V166H15ZM22 167V166H21ZM27 167V166H26ZM39 167V166H38ZM41 167V166H40ZM56 167V166H55ZM91 167V166H90ZM107 168H108V166H106ZM174 167V166H173ZM233 167H234V165H233ZM236 167V166H235ZM3 168V167H2ZM17 168V167H16ZM25 168V167H24ZM31 168H33V166L31 167ZM45 168V167H44ZM143 168V167H142ZM156 168V167H155ZM162 168H163V166H162ZM167 168V167H166ZM169 168V167H168ZM167 168V169H168ZM223 168V167H222ZM228 168H230V167H227V169ZM258 168V167H257ZM27 169V168H26ZM37 169H39V168H37ZM51 169V168H50ZM61 169V168H60ZM66 169H67V167H66ZM132 169V168H131ZM136 169V168H135ZM134 169V170H135ZM157 169V168H156ZM177 169V168H176ZM179 169V168H178ZM227 169L225 170L226 171V173H227ZM23 170V169H22ZM52 170V169H51ZM62 170H64V169H62ZM124 170V169H123ZM145 170H146V168H145ZM150 170H151V168H150ZM169 170V169H168ZM172 170V169H171ZM231 170V169H230ZM251 170V169H250ZM252 170H253V168H252ZM27 171V170H26ZM29 171V170H28ZM40 171V172H39ZM41 168H40V170H30L29 171V173L26 175V177H24L21 181H20V185L22 186H20V188H25V187H30V186H32V185H34V191H35V193H38L39 191H37V189H39L40 187H42V191H43V193H38V194H41L40 195V197L39 196H37V194L35 195V197H37V199L39 200H45L47 197L49 198L51 195L49 194L50 192H52V191H54L55 189H57V188H59V186L61 185V183H60V179H62V178H60V176H51V175H48L49 173H48V171H49V169H48V171H47V169L45 170L46 172L44 173V174H41ZM43 171H44V169H43ZM55 171V170H54ZM61 171V170H60ZM83 171V170H82ZM110 171H111V169H110ZM126 171V170H125ZM128 171V170H127ZM137 171V170H136ZM135 171V172H136ZM156 171V170H155ZM159 171V170H158ZM173 171H174V169H173ZM181 171V170H180ZM179 171V172H180ZM229 171V170H228ZM237 171H239V170H237ZM52 172V171H51ZM58 172V171H57ZM80 172V171H79ZM98 172V171H97ZM114 172V171H113ZM120 172V171H119ZM119 172H118V174H119ZM134 172V171H133ZM146 172V171H145ZM151 172V171H150ZM157 172V171H156ZM162 172V171H161ZM171 172V171H170ZM216 172V171H215ZM241 172V171H240ZM257 172L258 171H256V174H257ZM4 173V172H3ZM27 173V172H26ZM54 173V172H53ZM52 173V174H53ZM78 173V172H77ZM125 173V172H124ZM123 173V174H124ZM130 174H131V172H129ZM139 173V172H138ZM141 173H142V171H141ZM148 173H149V171H148ZM157 173H159V172H157ZM234 173V172H233ZM235 173H237V172H235ZM244 173V172H243ZM51 174V173H50ZM55 174H56V172H55ZM54 174V175H55ZM61 174H62V172H61ZM60 174V175H61ZM64 174V173H63ZM89 174V173H88ZM116 174H117V171H116ZM121 174V173H120ZM119 174V175H120ZM136 174V173H135ZM151 174V173H150ZM162 174V173H161ZM172 173H170V175H171ZM241 174V173H240ZM240 174L238 175L240 178H243V180L245 179L244 177H241L240 176ZM245 174V173H244ZM249 174H251L250 172H249ZM262 174V173H261ZM260 174V175H261ZM4 175V174H3ZM51 176V177H48V176ZM81 175V174H80ZM91 175V174H90ZM118 175V176H119ZM125 175H126V173H125ZM131 175H133V174H131ZM172 175H175V174H172ZM246 175V174H245ZM263 175V174H262ZM1 176V175H0ZM46 176L48 177L47 179H45L46 178ZM63 176V175H62ZM104 176V175H103ZM122 176V175H121ZM147 176V175H146ZM162 176V175H161ZM214 176H216V174H214ZM227 176V175H226ZM230 176V175H229ZM236 176H237V174H236ZM235 176V177H236ZM250 176H252V174L250 175ZM64 177V176H63ZM68 177H69V175H68ZM160 176H158V178H159ZM246 177V176H245ZM256 177V176H255ZM257 177H259V175L257 176ZM261 177H263V176H261ZM8 178V177H7ZM7 178H5V179H7ZM39 179L38 180V182L36 181L35 182V179ZM60 178V179H59ZM66 178V177H65ZM69 178H71V177H69ZM108 178V177H107ZM119 178V177H118ZM134 178H137V177H134ZM146 178V177H145ZM167 179H168V177H166ZM231 179H229L230 180V182H231V180L233 181V177L231 176L230 177ZM233 178V179H232ZM239 178V179H240ZM248 178V177H247ZM250 178V177H249ZM253 179H254V177H252ZM251 178V179H252ZM121 179V178H120ZM125 179V178H124ZM140 179V178H139ZM170 179V178H169ZM172 179V178H171ZM170 179V180H171ZM226 179V178H225ZM237 179H238V177H237ZM238 179V180H239ZM68 180V179H67ZM86 180V179H85ZM95 180V179H94ZM97 180V179H96ZM113 180V179H112ZM123 180V179H122ZM154 180V179H153ZM162 180V179H161ZM228 180V179H227ZM226 180V181H227ZM235 180H236V178H235ZM242 180V179H241ZM246 180V179H245ZM244 180V181H245ZM248 180V179H247ZM255 180V179H254ZM257 180L259 181V179L257 178ZM58 181H59V184L60 185H58ZM82 181V180H81ZM98 181V180H97ZM167 181V180H166ZM171 181H173L174 182V180H171ZM216 181H218V180H216ZM224 181V180H223ZM237 181V180H236ZM244 181H242V183L244 182ZM67 182V181H66ZM130 182V181H129ZM133 182H134V180H133ZM159 182H161V181H159ZM246 182V183H245ZM243 184L241 183V187H243L244 189H245V186H249V184H248V182L247 181H245ZM11 183V182H10ZM18 183V182H17ZM72 183V182H71ZM83 183V182H82ZM101 183V182H100ZM103 183V182H102ZM106 183V182H105ZM138 183V182H137ZM158 183V182H157ZM175 183V182H174ZM234 183V182H233ZM236 183V182H235ZM257 183V182H256ZM261 183V181H259V184ZM15 184V183H14ZM64 184H65V181H64ZM69 184V183H68ZM74 184H76L75 182H74ZM93 184V183H92ZM91 184V185H92ZM108 184V183H107ZM123 184H124V182H123ZM126 184V183H125ZM151 185V183H148V186H150ZM189 184V183H188ZM244 184H247V185H244ZM252 184V183H251ZM6 185V184H5ZM10 185V184H9ZM70 185V184H69ZM68 185V186H69ZM78 185H79V183H78ZM94 185V184H93ZM116 185V184H115ZM122 185V184H121ZM128 185V184H127ZM137 185V184H136ZM154 185V184H153ZM228 185V184H227ZM230 185V184H229ZM253 185H255V182H254V184ZM256 185H258V184H256ZM262 185V184H261ZM8 186V185H7ZM89 186V185H88ZM111 186V185H110ZM109 186V187H110ZM119 186V185H118ZM132 186H133V184H132ZM131 186V187H132ZM157 185H155L154 187L151 185V188H147V191H142V190H140V192H137V190H135L136 192H133V195L131 196V195H129V193H128V197L126 196L125 198H122L123 199V202H121V204H120V206H117L118 208V211L121 213L122 211H123V213H125L126 214V212H124L126 209L125 208H127V212H129L130 214H131V212L133 213V215H130V214H128V215H125V217H123L124 219L127 217V216H129V218L130 219H125V220H127L126 221V228H125V230H123V229H121V230H123V231H120V229H119V231L120 232H123L124 233V231H126L125 233L127 234L129 231L128 230H131L130 232H133V234L134 233H139L140 232V229H147V227H143V225H146V224H149V222L151 223V224H153L152 225V227L154 228V230H153V228H152V233L150 234L149 233V235L150 236H148L147 235V233L146 232H142L143 230H141V233H142V235L140 236L139 234H138V236H135V238L130 234V233H128V234H130V236H132V238H134V240L136 241H134L133 240V243L135 244V251L137 252L138 250H139V248L141 247V249H143L144 247H145V245H147L148 243L150 244V240H151V242H152V244H150V245H152V246H154V247H152V246H146L145 248L146 249H143L144 251L146 250V251H152L153 253V257H151L152 255H151V252L149 253V258H148V256H146V255H144L143 256V254L141 255V254H139V251H138V254L139 255H136V257H134L135 259H137L136 261L132 258V257H130V258H132L133 260H134V262H132V263H130L129 261V264H172V263H174V261L173 262H170V259H171V257H172V255L174 254L175 255V253L177 254V253H179L178 251H180L181 250V253H183L182 252V249H181V242L180 243H178L177 242V244L179 245V247H177L178 249V251L176 250V249H174V248H172V247H174V245H172V247L171 246H169V245H166V246H168V248H169V250H170V254H171V256H170V254L168 255V256H170V257H167V255L165 254V252L163 253L161 250H160V248H159V246L157 245L158 244V240H160V239H162V237H163V235L164 234H162V236H161V233L159 234V232H163L162 230L163 229H166L165 227H166V219H164L165 217H164V214H162V213H158L157 212V210L158 209H156L155 208V210H154V208H153V206H152V208H151V206L149 207V205H144L145 203H146V201H148L147 199V197L148 196H150L149 197V199L150 198H152L151 196L152 195H157L158 196V190H155V189H159V188H157L156 187ZM159 186H161V185H159ZM204 186V185H203ZM206 186V185H205ZM205 186H204V188H205ZM208 186V185H207ZM239 186V185H238ZM258 186H260V185H258ZM258 186H256V188L258 187ZM3 187V186H2ZM128 187V186H127ZM127 187H126V190H127ZM137 187H138V185H137ZM145 187H147V186H145ZM216 187V186H215ZM232 187V186H231ZM236 187V186H235ZM250 187V186H249ZM70 188V187H69ZM83 188H85V187H83ZM94 188V187H93ZM120 187H118V189H119ZM124 187H122V189H123ZM130 188V187H129ZM140 188H142V187H140ZM155 188V189H154ZM203 188V187H202ZM208 188V187H207ZM206 188V189H207ZM217 188V187H216ZM251 188H252V186H251ZM254 188V187H253ZM26 189V188H25ZM29 189V188H28ZM31 189V188H30ZM41 189V188H40ZM64 189V188H63ZM91 189V188H90ZM121 189V188H120ZM119 189V190H120ZM137 189V188H136ZM162 189H164V188H162ZM211 189V188H210ZM214 189V188H213ZM212 189V190H213ZM227 189V188H226ZM226 189H225V192H226ZM234 189V188H233ZM238 189V188H237ZM242 189V188H241ZM247 190H249V188L247 187L246 188ZM246 189H245V191H246ZM260 189H261V186H260ZM264 188H262L260 191H262ZM59 190H61V188L59 189ZM65 190V189H64ZM67 190V189H66ZM86 190V189H85ZM166 190V189H165ZM216 190V189H215ZM214 190V191H215ZM221 190V189H220ZM232 190V189H231ZM238 190H240V188L238 189ZM253 190V192H254V190H256V189H252ZM258 190V189H257ZM21 191V190H20ZM33 191V190H32ZM41 190H40V192H42ZM47 191V193H45ZM57 191V190H56ZM56 191H54V193H57ZM68 191V190H67ZM66 191V192H67ZM106 191V190H105ZM211 191V190H210ZM222 191V190H221ZM235 192L237 191V190H234ZM245 191H240V192H242V195H243V192H245ZM3 192V191H2ZM118 192V191H117ZM122 192V191H121ZM157 192V193H156ZM238 192V191H237ZM249 192V191H248ZM251 192V191H250ZM256 192V191H255ZM255 192H254V194L253 195H255ZM4 193H6V192H4ZM3 193V194H4ZM10 193V192H9ZM26 193V192H25ZM34 193V194H35ZM60 192H58V194H59ZM92 193V192H91ZM110 193V192H109ZM126 193H127V191H126ZM134 193H135V195H134ZM160 193V192H159ZM219 193V192H218ZM224 193V192H223ZM234 193V192H233ZM246 193V192H245ZM259 193V192H258ZM257 192H256V195L258 194ZM31 194V193H30ZM50 196H49V195ZM100 194V193H99ZM103 194V193H102ZM112 194V193H111ZM116 194V193H115ZM163 194V193H162ZM205 194V193H204ZM230 194V193H229ZM228 194V195H229ZM238 194V193H237ZM247 194V193H246ZM252 194V193H251ZM13 195V194H12ZM11 195V196H12ZM62 195V194H61ZM60 195V196H61ZM120 195V194H119ZM122 195V194H121ZM155 195V197H156V199L158 198L157 196ZM221 195V194H220ZM223 195V194H222ZM234 195V194H233ZM239 195V194H238ZM241 195V196H242ZM245 195V194H244ZM248 195H249V193H248ZM55 196L57 197L58 195H56L55 194ZM66 196V195H65ZM91 196V195H90ZM102 196V195H101ZM107 196V195H106ZM105 196V197H106ZM123 196H125V195H123ZM200 196V195H199ZM219 196V195H218ZM226 196V195H225ZM225 196L223 197V200H222V197H221V201L220 202H222L221 203V206H222V208H221V210L224 208L223 206H225L228 202L227 201H230L231 199H229V200H226V198H225ZM258 197L259 196H261L262 197V194L260 195H257ZM257 196H256V198H257ZM8 197V196H7ZM53 197V196H52ZM51 197V198H52ZM68 197V196H67ZM71 197V196H70ZM88 197V196H87ZM109 197V196H108ZM155 197H153L154 198V200H153V202L154 201H156V199H155ZM162 197V196H161ZM161 197L159 198V199H161ZM207 197V196H206ZM209 197H210V195H209ZM228 197V196H227ZM229 197H230V195H229ZM228 197V198H229ZM243 197V196H242ZM241 197V198H242ZM253 197V196H252ZM252 197L250 198V199H245L246 198V196L244 197V198H240L239 200H237V201H235V204H234V202L233 201H231V202H233V207H234V209H231V212H232V210H234L233 211V213L235 212L236 214H238V215H240L239 216V218L240 219H242L241 221H244L242 224H248L249 222H251V223H253V221L255 220V221H257V223H258V225H259V222H260V220H263V219H261L262 218V216L261 215H263L264 213L263 212H261V211H259V213H258V216H261V218L259 217L258 218V216H257V214H255L254 212H252L249 208H250V206L249 205H251V201L252 200H256V198L254 197V199H252ZM50 198V199H51ZM54 198L55 197H53V200H54ZM60 198V197H59ZM73 198V197H72ZM152 198V199H153ZM8 199V198H7ZM11 199H12V197H11ZM22 199V198H21ZM36 199V200H37ZM71 199V198H70ZM98 199V198H97ZM159 199H157L158 201H159ZM236 199H237V197H236ZM258 199V198H257ZM260 199H262V198H259L258 200H259V202L258 203H261L262 204V202L264 203V201H262V202H260L261 200ZM9 200V199H8ZM39 200V201H40ZM48 199H46V201H47ZM52 200V199H51ZM51 200L50 201H48V202H51ZM52 200V201H53ZM102 200V199H101ZM194 200V199H193ZM200 200H202V199H200ZM219 200V199H218ZM245 200H249L248 202L247 201H245ZM263 200V199H262ZM13 201H14V199H13ZM16 201H18V200H16ZM31 201V200H30ZM29 201V202H30ZM75 201H76V199H75ZM79 201V200H78ZM84 201V200H83ZM105 201V200H104ZM151 201V200H150ZM149 201V202H150ZM162 201V200H161ZM172 201V200H171ZM38 202V201H37ZM54 202H56V198H55V201ZM54 202L52 203V204H54ZM99 202V201H98ZM101 202V201H100ZM119 202V203H120ZM136 202H140V203H142L141 205L143 206V207H141V206H139L140 208L138 209H136ZM152 202V203H153ZM157 202V201H156ZM155 202V203H156ZM190 202V201H189ZM216 202H217V199H216ZM254 202V203H253ZM252 203V205H256L255 204V201H253ZM47 202H45V204H46ZM57 203V202H56ZM75 203V202H74ZM97 203V202H96ZM110 203V202H109ZM118 203V204H119ZM134 203H135V205H134ZM138 203H137V205H138ZM139 203V204H140ZM151 203V202H150ZM161 203H163V201L161 202ZM160 203V204H161ZM219 203V202H218ZM230 203V202H229ZM228 203V204H229ZM250 203V204H249ZM256 203H257V201H256ZM257 203V204H258ZM40 204V203H39ZM38 204V205H39ZM41 204H43L44 205V202H41ZM48 204V203H47ZM58 205H60V206H62L61 205V201H60V204H59V202L57 203ZM56 204V206H58ZM73 204V203H72ZM89 204H90V202H89ZM114 204V203H113ZM112 204V205H113ZM146 204H148V202L146 203ZM172 204H173V202H172ZM185 204V203H184ZM190 204H193V203H190ZM196 204V203H195ZM50 205V204H49ZM84 205V204H83ZM115 205H116V203H115ZM154 205V204H153ZM164 205V204H163ZM168 205V204H167ZM216 205V204H215ZM219 205V204H218ZM230 205V204H229ZM228 205V206H229ZM264 205V204H263ZM15 206H16V204H15ZM45 206V205H44ZM46 206H48V205H46ZM87 206V205H86ZM135 206V207H134ZM156 206H157V204H156ZM160 206H162V205H160ZM192 206V205H191ZM24 207H25V205H24ZM40 208H41V206H39ZM39 207H37V208H39ZM43 207V206H42ZM63 207V206H62ZM91 207H92V205H91ZM91 207H90V209H91ZM102 207V206H101ZM116 207V206H115ZM150 209H149V208ZM159 207V206H158ZM166 207V206H165ZM173 207V206H172ZM178 207H180V206H178ZM178 207H176V209H178ZM184 207V206H183ZM219 207H220V205H219ZM232 207V206H231ZM255 207V206H254ZM18 208V207H17ZM29 208V207H28ZM34 207H32L31 208V210L33 209ZM56 208V207H55ZM55 208H54V210H55ZM87 208V207H86ZM95 208H96V206H95ZM114 208V207H113ZM162 208V207H161ZM184 208H187V207H184ZM227 208V207H226ZM252 208H253V206H252ZM251 208V209H252ZM44 209V208H43ZM56 209H58V207L56 208ZM77 209V208H76ZM106 209V208H105ZM108 209V208H107ZM110 209V208H109ZM123 209H125V210H123ZM163 209V208H162ZM170 209V208H169ZM189 209V208H188ZM191 209V208H190ZM190 209H189V211H190ZM194 209V208H193ZM196 209H197V207H196ZM216 209H218V208H216ZM216 209H215V211H216ZM220 209V208H219ZM21 210V209H20ZM30 210V209H29ZM37 210V209H36ZM35 210V211H36ZM40 210V209H39ZM42 210V209H41ZM48 210V209H47ZM61 210H63L61 207H59V209L57 210V211H61ZM75 210V209H74ZM83 210V209H82ZM97 210V209H96ZM115 210H116V208H115ZM199 210V209H198ZM223 210H225V208L223 209ZM222 210V211H223ZM257 210V209H256ZM8 211V210H7ZM10 211V210H9ZM27 211V210H26ZM34 211V210H33ZM43 211V210H42ZM41 211V212H42ZM49 211H50V208H49ZM159 211H161V209L159 210ZM178 211V210H177ZM182 211V210H181ZM188 211V212H189ZM229 211V210H228ZM253 211H255V210H253ZM263 211V210H262ZM32 212V211H31ZM37 212V211H36ZM40 212V213H41ZM43 212H45V210L43 211ZM47 212V211H46ZM51 212V211H50ZM56 212V211H55ZM101 212V211H100ZM113 212V211H112ZM117 212V211H116ZM163 212V211H162ZM191 212V213H190ZM189 212V214H191L192 215V213H194L195 214V212H196V215H198V211H196L195 209L194 210H191ZM221 212V211H220ZM224 212H226V211H224ZM230 212V211H229ZM241 212V213H240ZM27 213V212H26ZM32 213H34V212H32ZM60 213V212H59ZM82 213V212H81ZM110 215H111V210H110ZM167 213V212H166ZM174 213V212H173ZM172 213V214H173ZM179 213V212H178ZM183 213H184V211H183ZM186 214H187V212H185ZM209 213H212V212H209ZM208 213V214H209ZM217 213V212H216ZM226 213H228V212H226ZM235 213L233 214L234 215V217H235ZM261 213H263V214H261ZM4 214V213H3ZM35 214V213H34ZM45 214V213H44ZM53 214V213H52ZM66 215H67V213H65ZM105 214V213H104ZM185 214V215H186ZM194 214H193V216H194ZM199 214H201V213H199ZM207 214V213H206ZM205 214V215H206ZM208 214L206 215V217H210L211 215H209L208 216ZM215 214V213H214ZM231 214V213H230ZM229 214V215H230ZM6 215V214H5ZM14 215H15V213H14ZM49 215V214H48ZM51 215V214H50ZM56 215V214H55ZM59 215H61V214H59ZM63 215V214H62ZM77 215V214H76ZM92 215V214H91ZM106 215H108L109 216V214H106ZM114 215H115V213H114ZM121 215V214H120ZM119 215V216H120ZM184 215V216H185ZM188 215V214H187ZM186 215V218H189L190 217V221H189V219L187 220V221H189V223H191L193 226V228H191V226L189 227V229H188V227H187V231H188V233L186 234V235H189L190 233H194L195 232V230H196V234H197V232H198V234L199 233H203V231H205V229L207 228V227H212V225H214L213 224V222L210 220H207V221H202L203 220V218H202V220L200 221V218H198V216H197V218L194 216H190V215H188L187 216ZM215 215H217V214H215ZM225 215H227V214H225ZM4 216V215H3ZM7 216V215H6ZM22 216V215H21ZM27 216V215H26ZM31 216V215H30ZM35 216V215H34ZM37 216V215H36ZM38 216H40V215H38ZM43 216V215H42ZM45 216V215H44ZM93 216V215H92ZM91 216V217H92ZM117 216H118V214H117ZM118 216V217H119ZM122 216H124V215H122ZM166 216V215H165ZM174 216V215H173ZM182 216H183V214H182ZM219 216V215H218ZM224 216V215H223ZM17 217V216H16ZM19 217V216H18ZM46 217V216H45ZM44 217V219H46ZM51 217H52V215H51ZM68 217V216H67ZM79 217V216H78ZM87 217H89L88 215H87ZM101 217V216H100ZM167 217V216H166ZM181 217V216H180ZM199 217H200V215H199ZM201 217H204L205 219H207L205 216H201ZM216 217V216H215ZM221 217V216H220ZM0 218H2L1 216H0ZM22 218V217H21ZM43 218V217H42ZM49 218V217H48ZM47 218V219H48ZM92 218H94V217H92ZM104 218H107V217H104ZM113 218V217H112ZM112 218H111V220H112ZM115 218V217H114ZM120 218H121V216H120ZM128 218V217H127ZM178 218V217H177ZM193 218H194V220H193ZM196 218V219H195ZM211 218V217H210ZM227 218V217H226ZM229 218V217H228ZM232 218V217H231ZM257 218V219H256ZM15 220H16V218H14ZM43 219V220H44ZM46 219V220H47ZM54 219V218H53ZM59 219H62V218H59ZM84 219V218H83ZM103 219V218H102ZM181 219V218H180ZM179 219V220H180ZM184 219V218H183ZM183 219H182V221H183ZM213 219V218H212ZM215 219V218H214ZM218 219V218H217ZM224 219V218H223ZM234 219V218H233ZM240 219H238V220H240ZM254 219V220H253ZM260 219V220H259ZM7 220V219H6ZM38 220H40V218L38 217ZM43 220L41 221V222H43ZM48 220H50V218L48 219ZM47 220V221H48ZM56 220H58V219H56ZM69 220V219H68ZM97 220V219H96ZM108 220V219H107ZM110 220V219H109ZM117 220H119V219H117ZM116 220V221H117ZM124 220V221H125ZM171 220V219H170ZM185 220V219H184ZM18 221V220H17ZM36 221V220H35ZM34 221V222H35ZM72 221V220H71ZM74 221V220H73ZM81 221V220H80ZM80 221H79V223H80ZM85 221V220H84ZM83 221V222H84ZM89 221V220H88ZM121 221H123V219L121 218ZM165 221V222H164ZM219 221V220H218ZM222 220L220 219V222H221ZM224 221V220H223ZM229 221V220H228ZM233 221V220H232ZM254 221V222H255ZM9 222V221H8ZM15 222V221H14ZM14 222H12V223H14ZM29 222V221H28ZM44 222H45V220H44ZM55 222H58V221H55ZM60 222V221H59ZM90 222V221H89ZM96 222V221H95ZM118 222H120V221H117V224H121V223H118ZM173 222V221H172ZM184 222V221H183ZM219 222V223H220ZM225 222V221H224ZM222 223L221 222V225L222 224H225V223ZM230 222V221H229ZM240 222V221H239ZM238 222V223H239ZM263 222V221H262ZM2 223H3V221H2ZM5 223V222H4ZM10 223V222H9ZM24 223V222H23ZM37 223H39V222H37ZM52 223V222H51ZM88 223V222H87ZM97 223V222H96ZM106 223V222H105ZM104 223V224H105ZM116 223V222H115ZM114 223V224H115ZM124 223V222H123ZM195 223V224H194ZM219 223H218V226H219ZM237 223V222H236ZM256 223V222H255ZM254 223V224H255ZM15 224V223H14ZM25 224V226H26V222L24 223ZM46 224V223H45ZM45 224L43 225V227L45 226ZM59 224V223H58ZM58 224H57V226H56V224L54 223V224H51V225H48L49 227H48V234H52V233H54V232H56L55 230H57V229H60V227L58 226ZM72 224H73V222H72ZM86 224V223H85ZM94 224V223H93ZM103 224V225H104ZM109 224H111V221H110V223L108 222V224L107 225H109ZM112 224H113V222H112ZM112 224H111V229H112V227H114V226H112ZM125 224V223H124ZM151 224H150V226H151ZM169 224V223H168ZM174 224V223H173ZM261 224V223H260ZM13 225V224H12ZM21 225H23V224H21ZM20 225V226H21ZM31 225V224H30ZM35 225V224H34ZM70 225V224H69ZM102 225V224H101ZM123 225V224H122ZM170 225V224H169ZM194 225H196V226H194ZM215 225H217V224H215ZM231 225V224H230ZM239 225H241V222H240V224ZM252 225V224H251ZM257 225V224H256ZM29 226V225H28ZM28 226H27V228H28ZM47 226V225H46ZM45 226V228H46V230H47V227ZM89 226V225H88ZM91 226V225H90ZM116 226V225H115ZM125 226V225H124ZM149 226V225H148ZM149 226V227H150ZM253 226V225H252ZM260 226V225H259ZM55 227V228H54ZM62 227V226H61ZM67 227V226H66ZM106 227V226H105ZM108 227V226H107ZM116 227H119V226H116ZM121 227V226H120ZM119 227V228H120ZM140 227H143V228H140ZM149 227H148V229H149ZM177 227V226H176ZM196 227H198V228H196ZM235 227V226H234ZM239 227V226H238ZM246 226H244V229H246L245 228ZM263 227H264V223H263ZM38 228V227H37ZM41 228H42V226H41ZM54 230H53V229ZM84 228V227H83ZM89 228V227H88ZM139 228V231H136L137 229ZM169 228V227H168ZM191 228V229H190ZM215 228V227H214ZM230 228V227H229ZM249 228V227H248ZM248 228H247V230H248ZM261 229H262V227H260ZM259 228V229H260ZM43 229V228H42ZM42 229L40 230V231H42ZM170 229V228H169ZM183 229V228H182ZM217 229V228H216ZM218 229H219V227H218ZM222 229V228H221ZM226 229V228H225ZM224 229V230H225ZM231 229V228H230ZM239 229V228H238ZM238 229H236L237 231H238ZM254 229V227L252 228V230ZM36 230H38V229H36ZM67 230V229H66ZM84 230V229H83ZM108 229H106V231H107ZM209 230V229H208ZM215 230V229H214ZM257 230V229H256ZM8 231V230H7ZM51 231V232H50ZM74 231V230H73ZM108 231H110V230H108ZM128 231V232H127ZM136 231V232H135ZM146 231V230H145ZM179 231V230H178ZM183 231V230H182ZM207 231V230H206ZM212 231V230H211ZM210 231V232H211ZM222 231V230H221ZM232 230H230V232H229V234L228 233H226L227 235H225V233H224V237H227L226 239H224V241H223V239H222V237H221V241H219L218 240V242H217V240L216 241H214L215 242V244H216V242H217V244L216 245H218V243H219V245H218V247L217 248H219L220 246H221V248H222V244L221 243H223V245H224V247L226 246V249H231L232 247H234L233 249H238L239 248V246H238V248H236L234 245L236 244V242L239 240V238H238V240L237 239H235V234H237V233H232L231 232ZM254 231V230H253ZM4 233H5V231H3ZM35 232V231H34ZM71 232H72V230H71ZM77 232H78V230H77ZM83 232V231H82ZM113 232H115V231H113ZM118 232V231H117ZM119 232V233H120ZM148 232H151V228H150V230L148 231ZM166 232H168L167 230H166ZM181 232V231H180ZM210 232H209V234H210ZM214 232V231H213ZM213 232H212V234H213ZM218 232H220V229H219V231ZM223 232V231H222ZM224 232H226V230L224 231ZM233 232H235V230L233 231ZM258 233H259V231H257ZM8 233V232H7ZM18 233V232H17ZM21 233V232H20ZM23 233V232H22ZM21 233V234H22ZM44 233V232H43ZM46 233V234H47ZM62 233V232H61ZM60 233V234H61ZM76 233V232H75ZM109 233V232H108ZM119 233H117L118 235H119ZM140 233V234H141ZM145 233V234H144ZM165 233V232H164ZM243 233V232H242ZM248 233V232H247ZM249 233H251V231H249ZM256 233V231L255 232H253L252 234H251V237L253 236V235H256L255 234ZM260 233H262V235H260L262 238L264 237V232L262 231V232H260ZM6 234V233H5ZM20 234V235H21ZM30 234V233H29ZM37 234H38V232H37ZM42 234V233H41ZM58 234V233H57ZM87 234V233H86ZM85 234V235H86ZM95 234V233H94ZM110 234H112V232L110 231ZM167 234V233H166ZM169 234V233H168ZM195 234V235H196ZM205 234V233H204ZM215 234V233H214ZM223 234V233H222ZM241 233H240V231H239V234H238V237H240L239 235H240ZM23 235V234H22ZM32 235V234H31ZM112 235H115V234H112ZM124 235V234H123ZM185 235V234H184ZM206 235V234H205ZM216 235H217V233H216ZM221 235V234H220ZM9 236V235H8ZM40 236V235H39ZM47 236V235H46ZM60 237H61V235H59ZM128 236V235H127ZM190 236V235H189ZM188 236V237H189ZM193 236V235H192ZM197 236V235H196ZM208 236V235H207ZM210 236V235H209ZM208 236V237H209ZM212 236V235H211ZM214 236V235H213ZM221 236H223V235H221ZM245 236V235H244ZM2 237V236H1ZM18 237V236H17ZM20 237V236H19ZM76 237V236H75ZM81 237H82V235H81ZM85 237V236H84ZM99 237V236H98ZM123 237V236H122ZM161 237V238H160ZM168 237V236H167ZM198 237V236H197ZM237 237V236H236ZM83 238V237H82ZM88 238H90V237H88ZM128 238V237H127ZM126 238V239H127ZM174 238V237H173ZM178 238V237H177ZM190 238H191V236H190ZM193 238V237H192ZM200 238H201V235H200ZM204 238V237H203ZM210 239L211 238H213V237H209ZM219 238V237H218ZM240 238H242V236L240 237ZM255 238H258V236H253V239H255ZM5 239H7L6 237H5ZM41 239H43L42 237H41ZM46 239V238H45ZM70 239V238H69ZM69 239H67V240H69ZM109 239V238H108ZM179 239V238H178ZM195 239V238H194ZM214 239V238H213ZM212 239V240H213ZM220 239V238H219ZM245 239V238H244ZM247 239V238H246ZM47 240V239H46ZM72 240V239H71ZM128 240V239H127ZM132 240V239H131ZM182 240V239H181ZM189 240V239H188ZM211 240V241H212ZM237 240V241H236ZM242 240H243V238H242ZM249 240V239H248ZM12 241V240H11ZM53 241V240H52ZM56 241V240H55ZM87 241V240H86ZM109 241V240H108ZM161 241V240H160ZM198 241V240H197ZM210 241V240H209ZM241 241V240H240ZM243 241H245V240H243ZM251 241V240H250ZM249 241V242H250ZM253 241V243H252V245H254V240H252ZM257 241V240H256ZM260 241V240H259ZM45 242V241H44ZM60 242H62V241H60ZM70 242V241H69ZM162 242H164L163 240H162ZM161 242V244H163ZM205 242H208L207 241V239H206V241ZM204 242V243H205ZM214 242H212L211 244L212 245H214V247L216 246L215 244H213ZM0 243H1V241H0ZM2 243L4 244L3 245V249H2V252H5V255L6 254H9V253H12L13 255H11V254H9L8 256H9V258L10 257H12V258H15V259H9V258H7V256L5 257V258H7V260H6V262L8 261V260H11V261H9V263L10 264H37L34 260H33V258H34V256H30V254H29V252H27L28 254H29V258L27 259V258H24V259H26V260H22L21 258H23V251L24 250H22L21 252H20V249H19V245H17V243H18V241H16L15 240V242H8L7 243V241L6 242H3V240H2ZM1 243V244H2ZM6 243V244H5ZM57 243V242H56ZM71 243V242H70ZM78 243V242H77ZM128 243V242H127ZM132 243V242H131ZM147 243V244H146ZM165 243V242H164ZM172 243V242H171ZM186 243V242H185ZM251 243V242H250ZM257 243V242H256ZM19 244H20V242H19ZM23 244V243H22ZM63 244H64V242H63ZM65 244H67V243H65ZM73 244V243H72ZM105 244V243H104ZM107 244V243H106ZM122 244V243H121ZM201 244V243H200ZM259 244V243H258ZM257 244V245H258ZM44 245V244H43ZM75 245V244H74ZM82 245V244H81ZM111 245V244H110ZM109 245V246H110ZM114 245V244H113ZM127 245V244H126ZM129 245H132V244H129ZM136 245L139 247H137L136 248ZM178 245H175V246H178ZM183 245V244H182ZM185 245V244H184ZM207 245V244H206ZM208 245H210V244H208ZM241 245V244H240ZM69 246H72L71 244L69 245ZM134 246V245H133ZM165 246V247H166ZM261 246V245H260ZM260 246H258L259 248H261ZM48 247V246H47ZM54 247V246H53ZM61 247V246H60ZM64 247H66L65 245H64ZM68 247V246H67ZM132 247V246H131ZM186 247V246H185ZM199 247V246H198ZM231 247V248H230ZM244 248H242L244 251H242V249H241V247L238 249V250H240L241 251V254H243L244 256H246L245 258H247V259H249L248 260V263L247 262H245V263H247V264H264V257H263V255L261 256V258H258V257H260V255H261V253H264V248L262 249L261 248V250H263V252L261 251L260 252V255L257 253V251H258V249H255V250H257L256 251V253L258 254V256L257 257H254V252L255 251H253L254 250V246H253V248H252V250L250 249V247H248L249 249H247L246 248V245H244L243 246ZM256 247V246H255ZM57 248V247H56ZM63 248V247H62ZM62 248L60 249V250H62ZM72 248H74V247H72ZM72 248H70V249H72ZM216 248V249H217ZM246 248V249H245ZM64 249V248H63ZM167 249V248H166ZM165 249V250H166ZM194 249V248H193ZM206 249H208V248H206ZM215 249V248H214ZM220 249V248H219ZM223 249H225V248H222V250ZM228 249V250H229ZM54 250V249H53ZM143 250L141 251V252H143ZM163 250V249H162ZM199 249H197L196 251H198ZM232 250V249H231ZM231 250H229V251H231ZM55 251V250H54ZM67 251V250H66ZM73 251H75V249L73 250ZM109 251V250H108ZM167 251V250H166ZM194 251V250H193ZM205 251V250H204ZM213 251V250H212ZM220 251V250H219ZM229 251H224L225 253H227V252H229ZM236 251V250H235ZM240 251L239 252H232V253H234L233 255H235L236 253L239 255V258L241 257L240 255ZM260 251V250H259ZM0 252H1V250H0ZM32 252V251H31ZM30 252V253H31ZM60 252V251H59ZM65 252V251H64ZM68 252V251H67ZM191 251H189V253H190ZM222 252V251H221ZM47 253V252H46ZM114 253V252H113ZM121 253V252H120ZM133 253V252H132ZM181 253L179 254L180 256H181ZM186 253H188V252H185L184 254H186ZM188 253V254H189ZM192 253V252H191ZM199 253H201V252H199ZM230 253V252H229ZM255 253V254H256ZM51 254H53V255H55L54 253H51ZM61 254V253H60ZM65 254V253H64ZM73 254V253H72ZM75 254H76V252H75ZM78 254V253H77ZM88 254V253H87ZM136 254V253H135ZM184 254L181 256L182 258H186V255L184 256ZM193 254H195V253H193ZM192 254V255H193ZM198 254V253H197ZM213 254H215V253H213ZM4 255V254H3ZM23 255V256H22ZM32 255V254H31ZM62 255V254H61ZM67 255V254H66ZM91 255V254H90ZM96 255V254H95ZM125 255H127V254H125ZM141 255V256H140ZM151 255V256H150ZM178 255V256H179ZM191 255V254H190ZM191 255V256H192ZM206 255V254H205ZM220 255V254H219ZM227 255H229V254H227ZM233 255H231L229 258H231V257H233ZM26 256V255H25ZM56 256V255H55ZM70 256V255H69ZM77 256V255H76ZM85 256V255H84ZM106 256V255H105ZM124 256V255H123ZM122 256V257H123ZM143 256V257H142ZM188 256V255H187ZM196 254H195V260L196 259H198V258H196ZM204 256V255H203ZM224 256H226V254L224 255ZM235 256H237V255H235ZM235 256H234V258H235ZM256 256V255H255ZM4 257V256H3ZM27 257H28V255H27ZM64 257V256H63ZM75 257V256H74ZM107 257V256H106ZM120 257V256H119ZM125 257V256H124ZM174 257V256H173ZM172 257V258H173ZM188 257H190V256H188ZM207 257V256H206ZM211 257H212V255H211ZM222 257V256H221ZM4 258V259H5ZM47 258H49L48 256H47ZM53 258V257H52ZM76 258V257H75ZM77 258H78V256H77ZM77 258H76V260H77ZM128 258V257H127ZM130 258H128V259H130ZM150 258L153 260H150ZM154 258V259H153ZM170 258V259H169ZM175 258V257H174ZM193 258V259H194ZM226 258H228V256L226 257ZM228 258V259H229ZM237 258H238V256H237ZM237 258L235 259V264H236V260H237ZM242 258H244V257H242ZM42 259H44V257L42 258ZM42 259H41V261H42ZM46 259V258H45ZM44 259V260H45ZM55 259V258H54ZM60 259V258H59ZM68 259V258H67ZM72 259V258H71ZM167 259H169V261L167 260ZM192 258L190 257V261L189 262H191L192 260H191ZM247 259H245V260H242V261H246ZM2 260L3 259H1V261H0V263L2 262ZM31 260H33L34 262H30ZM50 260H53V259H51L50 258ZM64 260V259H63ZM74 260V259H73ZM80 260V259H79ZM103 260V259H102ZM125 260V259H124ZM132 260V261H133ZM172 260H174V259H172ZM171 260V261H172ZM183 260V259H182ZM185 260H187V262H188V259L186 258V259H184V261ZM221 260V259H220ZM219 260V261H220ZM231 260V259H230ZM239 260H241V258L239 259ZM47 261H49V259L47 260ZM56 261V260H55ZM177 261H179V260H177ZM194 261V260H193ZM238 261V260H237ZM241 261V262H242ZM57 262V261H56ZM59 262V261H58ZM68 262H69V260H68ZM75 262H77V261H75ZM74 262V263H75ZM87 262V261H86ZM127 262V263H128ZM197 262V261H196ZM214 262V261H213ZM8 263V262H7ZM62 263V262H61ZM60 263V264H61ZM64 263H66V262H64ZM71 263V262H70ZM73 263V262H72ZM127 263H125V264H127ZM193 263H195V262H193ZM225 263H226V261H225ZM243 263V262H242ZM2 264V263H1ZM76 264V263H75ZM78 264V263H77ZM123 264V263H122ZM186 264V263H185ZM240 264V263H239Z\"/></svg>", "mask_w": 264, "mask_h": 264}]
</instances>
